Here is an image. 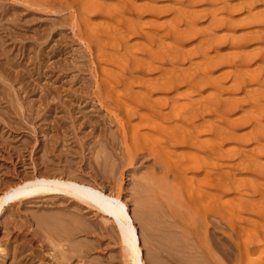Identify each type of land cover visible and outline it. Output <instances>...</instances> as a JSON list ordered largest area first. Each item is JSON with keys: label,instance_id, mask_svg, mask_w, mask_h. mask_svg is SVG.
I'll use <instances>...</instances> for the list:
<instances>
[{"label": "rangeland", "instance_id": "1", "mask_svg": "<svg viewBox=\"0 0 264 264\" xmlns=\"http://www.w3.org/2000/svg\"><path fill=\"white\" fill-rule=\"evenodd\" d=\"M133 1H135L138 6ZM144 1L147 3V5L148 4L149 5L147 6L146 3H144ZM153 1H154V4H155V2H157L155 5L158 6L157 7L158 9L161 10L165 7L166 10L163 9L164 12L161 11L160 13H159V10H158V12H154L155 10L157 11V8L154 7ZM174 1H175V4L172 0H142V2H141V0L140 1L139 0H132V1L131 0H103V1L102 0H100V1H98V0H0V187L2 188L3 184L5 182L7 183L8 181L13 182L16 185L21 184L22 182L21 181L19 182V179H21L23 177H31L34 173L37 172V170H39V171L50 170L51 172H55V173H56L55 169H57L59 171L61 170L63 172L65 171L64 173H66L70 170L72 175L73 174H74V176L75 175L77 176V174L80 175V178L84 180L85 187H88L91 190L102 189L104 192L106 191V193H113L116 195H117V193H119L121 199L126 203L127 212L129 213V216L131 217V219L134 222V225L136 226L137 235L139 237V243H140V246H141L142 252H143V259H144L146 264H159V263L160 264H164V263H166V264L167 263L168 264H184V263L185 264H195V261H196V264H208V262L210 264L212 261L213 262L211 264H226V263L227 264H237L239 262L238 248L240 247V246H238L239 245L238 243H240V245H241L247 239L249 241L246 240L245 242H246V244H248V247L251 248L250 246L252 244H254L255 241L254 242L252 241V238H251L252 234L250 235L249 232L253 233L252 237L254 238V234L256 235V232L258 233V231H260L259 233H262L264 231L263 230L264 227L262 229V226H264V214H262V213H264V212H262V211H264L263 210L264 209V183H262V182H264V134H263L264 133V130H263L264 124L262 123V122H264V119H263L264 118V115H263L264 110L262 112L257 111V110H260V108H257V107H261L258 104H261L260 102H262V100H263L262 103H264V98H262V97H264V94L262 97H260V98L258 97V94H261V92L264 93V87L262 86V90H261V88L260 89L257 88V87H261L260 86L261 84L259 85L258 81H260V83H262L261 81L264 80V78L261 80V78L264 76L263 75L264 74V65H263L264 63H261L262 61L264 62V59H263L264 58V51H263L264 48L259 47L262 45L261 43L264 42L263 40H261L262 38L264 39V32H263L264 28H262V27H264V11L262 12V10H264V8H263L264 2H262V0H260L261 2H257L258 0H255V4L254 3L249 4L250 1L247 0L249 2L248 4L251 5V6H248L246 0H245L246 5L243 4V3H245V2H243L244 0L243 1L241 0V3L243 5L241 3L238 4V0H233V1L229 0L230 1V2L228 1L229 4L230 3L235 4L234 2H236V4H237L236 6L231 7L233 10L232 12L230 11L231 8L228 9L230 11L229 12L226 10V7L228 8V6H230L231 4L228 5L227 4L228 2L225 0H220V2H219V0H216L219 3L218 4L219 6H217V7L216 6L214 7V5H216V3H217L216 1L214 2V0H209V4H208V2H206L208 0H206V1L205 0L204 1L195 0L196 3L195 2L192 3V1H194V0H192V1L188 0V2L185 0L184 1L179 0L180 2L178 0H174ZM177 1L180 3V5H178L176 7V5L179 4ZM198 1H202V2L198 3ZM222 1H224L223 4H222ZM253 1L254 0H251V2H253ZM189 2L192 3L191 5L194 7V8L192 7L193 9L191 8V6L189 8V4H190ZM158 3H162V4H158ZM163 3H165V4H163ZM166 3H167V6H166ZM168 3H169V6H172V7H169ZM205 3H207V6H209V7L213 6V7L212 8L208 7L209 8L208 9L206 7ZM220 3L223 7V10L221 8ZM126 4H127V6H126ZM240 4L243 7L240 6ZM140 5L145 6V7H143L144 9H141V7H139ZM150 5H153L154 8L151 7ZM162 5H164V7ZM128 6L131 9L130 8L128 9ZM146 6H147V8L150 7L154 11L150 12L149 9L146 10L145 9ZM179 6H181V7L179 8ZM237 6H240V9H237L235 12V9H233V8H237ZM244 6H246L245 7L246 9L244 8ZM252 6L254 7L253 10H252ZM45 7H46V9H45ZM100 7L103 8L102 11L105 12V14L103 12L101 13V11L98 10V9H101ZM134 7H136L135 10H134ZM195 7H198V8H195ZM200 7L201 8L203 7L205 10L202 9L201 11H199V13H196L195 11L197 10V12H198V9H200ZM218 7H220L219 8L220 10L217 9ZM241 7H242V10H241ZM247 7H249L250 10H247ZM184 8H185V11H183ZM214 8H216L218 11L216 9L212 10ZM259 8H260L262 13H260V11H258ZM190 9H191V11H189ZM210 9H211V11H210ZM254 9L257 10L261 15H259L258 12L256 13V15H254V12H253V11H255ZM187 10H188V13L191 12L190 14L196 13L199 15L197 16L195 14L196 17H194V14H192L191 17L193 16V18H192V20L191 19L189 20V18H190V17H188L189 14H187V17L185 16L186 15L185 14L184 16L186 18H188V22H187V20L184 18V16H182L183 12L186 13ZM247 11H249V12L247 13ZM173 12H174V14H172ZM220 12H221V14H220ZM250 12L254 15L255 19L253 18V15ZM213 13L214 14L217 13L216 16L218 14H220L221 19H217V17L215 15L212 16ZM244 13H247L248 15L250 13L252 15L251 21H253V20L254 21L252 23H251V21H248L247 17L250 18L251 15L248 16L247 14H244ZM209 14L212 16L211 21L209 20V19H211L210 18L211 16ZM225 14L231 15L230 18L234 19L233 20L234 22H232V20L229 18V16L225 17V19H224L223 17L225 16ZM82 15H84V16H82ZM86 15H88L89 17H87ZM171 15H172V17H171ZM178 15H179V17H178ZM241 15H243L242 19H244V16H246V18L244 19L245 21L242 20L244 22V24L241 21V18H239L240 20H237L239 16L241 17ZM85 16L87 18L83 19V17H85ZM232 16H233V18H232ZM260 16H262V17H260ZM167 17H168V19H167ZM213 17L216 21L217 20H220V21H218V23L215 22L213 20ZM218 17H219V15H218ZM258 17L262 18V22L260 21V19H258ZM160 18L162 19V21ZM222 18L224 20H222ZM86 19L87 20L89 19L88 22L92 23V24L89 25ZM226 19H228V21L230 20L229 21L230 24ZM256 19L258 20L257 23L260 22L259 24L255 23ZM235 20H236L237 25H239V26H236ZM83 21H86L87 24H86V22H83ZM169 21H170V23L172 22V24H171L172 26L174 24L173 28L170 25ZM212 21L216 24H212ZM222 21H224V23ZM94 22L97 24L96 25L93 24ZM192 22H193V24H192ZM209 22L211 23L210 26H212V27L214 26L213 29H212V27L209 26V24H208ZM146 23H148V24H146ZM220 23H222L221 24L222 26L220 25ZM247 23L250 25H248ZM98 24H100V26L103 29H107L109 32L103 31ZM101 24L102 25L105 24V25L102 26ZM141 24H142V26H140ZM144 24H145V26H144ZM204 24H206V25H204ZM223 24H226V25H223ZM137 25H139L141 28H139V26H137ZM207 25H208V27H210L211 31L207 30V29H209L208 27H207V29L205 27V30H204V26H207ZM230 25H233L235 27L233 28ZM241 25H243V26H241ZM257 25H259V26L261 25V26L258 27ZM97 26H99V27H97ZM224 26H226L227 29H225ZM255 26H256V28H254ZM93 27L96 28V30L97 29L99 30V28H100V30L97 32ZM174 27H175V29H174ZM178 27H180V28H178ZM198 27H199V29H198ZM244 27H246V28L248 27V28L246 29ZM257 27L260 28L258 32H260V30H261V33H259L260 34L259 36H258V32H257V30H258ZM89 28H91V29H89ZM185 28L187 29V32H188V30H191L190 32H188L189 34L186 33ZM229 28H231V31H230L231 34L228 31V30H230ZM232 28L235 30V33L233 32L234 30H232ZM93 29H94V31H93ZM140 29H144L145 32L143 30H140ZM222 29L223 30L225 29L227 32L223 31ZM239 29L243 31V32L241 31L242 34L239 33V31H240ZM84 30L87 32H85ZM88 30L89 31L92 30L91 33L96 32V34L93 33L94 37H92L93 36L92 34H91L92 36H89L90 33H89V35L86 34L89 32ZM101 30L104 32V34H99V32ZM148 30H150V31L148 32ZM173 30H175V31H173ZM178 30H180V31H178ZM244 30L246 32H244ZM249 30H251V31H249ZM102 31H101V33H103ZM151 31H154L153 34ZM194 31L197 33H195ZM212 31H214L215 33L214 32L212 33ZM248 31L252 34L250 35V33H248ZM105 32H108V35L112 34V32H113V34L108 36ZM136 32L139 33V35ZM184 32L186 34H184ZM223 32H224V35H223ZM146 33H150V35H152V36H150L149 34L147 35ZM180 33L181 34L183 33L185 36L183 34H182L183 36H181ZM210 33L212 35V36L211 35L210 36L213 38H211L209 36ZM220 33H222V36ZM227 33H229V34H227ZM247 33L249 34V37H248L249 39L247 38V36H248ZM253 33L255 35L257 34V36H258L257 39H255V41H252V40H254V37H255V35ZM98 34H99V36H96ZM120 34H122V35L119 36ZM204 34L205 35L208 34L209 38H206L207 36H205ZM219 34H220V39H222V41L220 39H219L220 41L218 39H217V41H216V39H214V38L218 37L217 35H219ZM262 34H263V37L260 39ZM146 35L149 37V39H148V37H145ZM232 35L233 36L235 35L237 38L235 37L236 38L235 39ZM240 35H241V37H240ZM203 36H205V37H203ZM225 36L228 39L226 38L225 43H224L223 39H225ZM198 37L201 39H198ZM222 37H224V38H222ZM179 38L183 41H180ZM204 38H206V39L204 40ZM230 38H232V39H230ZM242 38H245V39H242ZM134 39H135V41H134ZM152 39H154V40H152ZM178 39L180 42L179 44L177 43ZM208 39L209 40L211 39L210 42H212V44H209L210 42ZM131 40H133V41H131ZM236 40L238 41V43H236ZM200 41H203L205 44L207 43L206 45L202 44L203 47L207 48V46L209 45L208 51L210 53L212 52V50L215 49L216 51L214 50L213 52L215 54H216V52H218V54L221 53V56L223 55L222 57H224V58H219L220 60L217 61L218 60V57H217L218 54H216V55L214 54L217 57V58H215V56L212 55L213 52L211 53V55L209 54V52L203 53V51H207V49L205 48L206 50L205 49L203 50V47L201 45L202 42H200ZM250 41H252V42H250ZM127 42H128V44H127ZM221 42L223 44H221ZM232 42L234 44H237V45L234 46ZM111 43H112V45H111ZM215 43L217 46L215 45V47H214L213 45ZM231 43H232V45H231ZM246 43H248V44H246ZM253 44L254 45L259 44V46L258 45L257 46H258V48H260V50L257 48V46H253ZM163 45H164V47H163ZM241 45L242 46L245 45V47L243 48ZM135 46H136V48H134ZM147 46H149V47H147ZM160 46H162L163 48H160ZM168 46H170V49H168ZM177 46L178 47L182 46L180 48L183 50V53H182V50L179 49ZM185 46H187V48ZM188 46H190V48H188ZM237 46H239V47L237 48ZM150 47H151V50H149ZM183 47H184V49H183ZM199 47H202V48H200V49H202V52H200V50H198ZM252 47L253 48L255 47L258 49V50L255 49L257 51L254 50V52H256L259 55H256L254 57L252 55L247 56V55L252 54V53H250L251 51H253ZM152 48H153V53H152ZM231 48L233 50H236V48L237 49L240 48L239 50H237V52L239 54H237L236 51H234L235 53L233 54V51ZM242 48L244 51L242 50ZM249 48L250 49L252 48V49L249 51V53L247 52V54H245V56H244L243 53H245L246 50H249ZM107 49L111 52H108ZM134 49H137V51ZM174 49L178 51L179 56L177 55L178 54L177 51L174 53V51H175ZM188 49H189V51H187ZM226 49L228 51H230L229 54H228ZM133 50H134V52H133ZM154 50L156 52H157V50L158 51L161 50V53L158 52L157 53L158 55H157L154 52ZM168 50H169V52L170 51L171 52H170V55L166 56V54H169ZM217 50H220V52ZM142 51H145V52H142ZM147 52L149 54H152V55L153 54L157 55V58L159 55H161L159 57L160 59H155L154 61H152V59H154L156 56L153 55L154 58L153 57L150 58L152 55L149 56V54ZM108 53H111V55L109 54L110 56L108 55L109 58L111 59V61H110V59H106V56ZM205 53H206L207 57L204 55ZM172 54L176 55L175 60L177 59V57H179V58L181 57V60L178 58V60H180V62L177 60L174 61V57L171 59L170 56H173ZM187 54L191 59L187 58L188 57ZM207 54H209L212 57L211 62L213 61V58H215L216 60H214V62L220 63V64L218 63V67H216L217 64L215 65V63H212L213 65L212 64L208 65V61H210L211 57H208ZM225 54L227 56H225ZM99 55H101V56H99ZM116 55H117V57L119 55L120 57H118V58H120L122 61L118 60V58H116ZM146 55H147L148 59L144 57ZM238 55L240 57H237ZM253 55H255V54L253 53ZM108 56H107V58H108ZM162 56H163L164 62H162ZM182 56H185L184 59H186V60L182 61ZM246 56L249 58L253 57L254 59L252 58L249 61L248 58L245 59ZM141 57H144V59ZM166 57H168V58H166ZM228 57H229V59H228ZM260 57H263V58H261L262 61L260 60ZM112 58H114V61L116 60L118 62L115 61L116 63L115 62L112 63ZM149 58L151 59V63H150V61L147 62V60H149ZM202 58H204L203 59V60H205L204 62H206L208 65L206 68L203 67L205 64L204 62H203V64L199 62V61H203V60H201ZM206 58H209V59H206ZM241 58H242V60H241ZM168 59L171 61V63H170V61L169 62L167 61ZM195 59H198V60L200 59V60L198 61ZM232 59H234L235 61H237L239 59V61L242 62L240 69L242 66H244L243 61H244V63H245V61L246 62L249 61L248 63L251 62L250 64H247L248 65L247 68L245 67L246 65L244 66V68H246V70H251L250 73H253L252 71L257 72L256 70H253L255 68L251 69V66L253 65L252 62H254V64L257 63V64H255L256 65L255 67H256V69H257V67L258 68L261 67L262 68L260 70L261 73H259V71H258L257 74L256 73L250 74V77L253 78V79H251L249 77V75L248 76L244 75L246 70L243 67H242L243 69H241V70H245V71H243L244 73H242L239 70L238 66L240 65L239 64L240 62L239 61L237 62L238 65L236 64V66H237L236 67L235 66L236 62L234 61V65H233V61H231ZM136 60H137L138 64H137ZM165 60L167 63L165 62ZM222 60H224L225 62L224 61L220 62ZM108 61L111 63H108ZM229 61L232 65L229 63ZM91 62H93V63H91ZM140 62L142 63V65ZM152 62L154 63V65ZM161 62L164 64H162ZM172 62H174L173 64H175L174 65L175 67L174 66L171 67V65H173ZM177 62H179V63L177 64ZM143 63H145L146 65H147V63H150V64L148 66H146ZM161 64L167 68L165 69V67L161 66ZM176 64H177V66H176ZM261 64H262V66H260ZM103 65H104V67H103ZM143 65H145V66L143 67ZM151 65H153V66H151ZM158 65L161 67H159ZM182 65L184 67H180ZM190 65H192L191 70L189 69ZM193 65L195 66V68L193 67ZM210 65L213 66V68H211ZM227 65H229V68ZM99 66H101V68L103 67L102 68L103 73L101 72V69L99 68ZM138 66H140V67H138ZM154 66H155V69L158 67L159 68L157 70L154 69V71H153ZM200 66H202V68ZM205 66H206V64H205ZM222 66H224V68ZM230 66H231V68H230ZM136 67H138L141 71H139V69ZM171 68H172V72H173L172 75H170ZM186 68H188L189 70L188 69L186 70ZM204 68L207 71L209 70L208 72H211L210 75L212 73L214 74V76L212 74V77H210V79H214L213 80L214 82L210 79H207L206 74L208 76H210V75L208 74V72L205 74L206 70ZM105 69H106V72H104ZM130 69L133 72H130ZM163 69H165V72L167 71L166 74L168 76L166 74H164V71H161ZM210 69H211V71H210ZM219 69H222L221 70L222 73ZM226 69H228V70H226ZM233 69H234V71L236 69H238V72L240 73V74L237 73L238 76H240L242 73V76L247 78V82L248 81L249 82L247 83L245 80L243 82V80L240 79L236 75V73H234L236 76L234 74L232 75ZM178 70H179V72H178ZM182 70H184L185 73ZM257 70H259V69H257ZM227 71H229V72L227 73ZM160 72H161V74L163 73V75L159 74V76H162V78L161 77L159 78V76H158L159 79H156L155 76L158 75V73H160ZM247 72H246V74H248ZM104 73L107 74L108 76H106ZM130 73H132V74H130ZM258 73H259V76H258ZM144 74H145V76H143ZM173 74H176V78H177L176 80L174 79L175 76H173ZM217 74H220V75L222 74V75L220 77V75H217ZM254 74H256V75H254ZM102 75H105V76H102ZM147 75H149V76H147ZM189 75H191V76H189ZM200 75L202 76V78H199ZM231 75L234 76L233 78H235V77L239 78L238 79L239 82H237L238 80L236 78H235V81L233 79L231 80L230 79L232 77ZM252 75L254 77L258 76L257 78H255L257 81H255V79ZM114 76L116 78H118V77L119 78L113 84L112 82H114V80H115ZM131 76H133L132 81H131ZM172 76L174 79V80L171 79L172 81H174L173 85L171 84L172 82L170 81V78H172ZM177 76H180V77H177ZM195 76H197V79H194ZM204 76H205V79H203ZM242 76H240V77H242ZM94 77H95V79H94ZM105 77L106 78L109 77L108 81L110 79L111 80L110 83L106 82L107 80ZM126 77L129 78L130 80L129 79L127 80ZM136 77H139V80L134 81L133 79L136 80L137 79ZM152 77H154V82L156 83V87L157 86L160 87L159 89L161 92L159 91V89L157 90L155 88V85L153 86V84H155V83H153V81H152L153 79H151ZM192 77H193L194 81H193ZM214 77H216V78H214ZM218 77H220V78H218ZM248 77H249V79L253 80V82H250V80H248ZM144 78L146 79V81ZM148 78L150 80H148ZM102 79H103V82L106 83V86L102 82ZM119 79H121L120 82H119ZM124 79H125V81L126 80L127 81L125 82ZM140 79L142 81L141 83H139ZM187 79H189L191 81H189ZM156 80H157V82H156ZM164 80L168 81L167 83L169 85L166 84V82ZM197 80L199 83V85H198L199 87L201 86L200 85L201 81L204 82L205 80H207L208 83L206 81H205L206 84L201 83V84H203L202 85L203 88L202 87L199 88L197 86ZM215 80L218 83L215 82ZM117 81H118V84L115 85L117 83ZM130 81H131V85L134 86V84H135L134 87L130 85L131 86L130 89H133V88L136 89V90H133V92L131 91L132 92L131 94H133L132 96L129 95L130 89L128 88L129 89L128 91L126 89L129 85L128 83ZM143 81L147 83V84L144 83L146 88H144L145 86L142 85ZM169 81H170V83H169ZM191 82L192 83L196 82V84L195 83L192 84V87L195 88L197 86L196 89H198L199 92L196 93L195 92L196 89L194 91V88L191 87ZM209 82H211V83H209ZM240 82H242L243 84ZM95 83H97V85ZM107 83H108V85H107ZM159 83H161V85L163 87ZM164 83L168 86L163 85ZM220 83L222 84V86L220 85ZM255 83L256 84L258 83L259 86L258 85L256 86ZM151 84L153 87L151 86ZM211 84L217 86V87L214 86L215 88H217V92L214 91L215 88ZM236 84H239V86L241 88H239V86H237ZM241 84L243 85V87L241 86ZM262 84L264 85V83H262ZM111 85H112V87H113V85H115L116 88L119 86L118 87L119 89L118 88L114 89V87L112 88ZM120 85H122V87H120ZM138 85L142 86L141 88H143V89H141L140 86L138 87ZM149 85L151 87H149ZM174 85H177V86H174ZM204 85H206V86L208 85V87H210V86L211 87L209 89H208V87L204 88L205 87ZM235 85H236V87H235ZM100 86H102V87H100ZM107 86H110V88L109 87H108V89L105 88ZM185 86H186V88H185ZM218 86H219V89H218ZM229 86H231L230 87L231 89H233L234 87L236 89L229 91L230 90V88L228 89ZM254 86H256V87H254ZM167 87H168V89H167ZM190 87L193 89V91H194L193 93L190 92L191 91ZM220 87L222 88L221 90H220ZM122 88H125L127 93H126L125 89L123 92ZM137 88H139L138 89L140 91L139 94L137 93V92H139V91H137ZM147 88L150 90V92H148V93H146ZM152 88H154L155 90ZM224 88H226V89H224ZM244 88L251 90V92H248L247 89H245V92L247 91L248 93L246 92L247 94L241 95V93L242 94L245 93ZM249 88H251V89H249ZM111 89H112V91H111ZM257 89L259 91H257ZM109 90L112 93H109L110 92ZM209 90H210V92H209ZM222 90H224V91H222ZM254 90L256 93L254 92V94H253L252 91H254ZM134 91H136L137 94ZM141 91H143V92L145 91V92L143 93ZM202 92L204 93V96H205L204 99L205 98L206 99L211 98L213 100V102H212V100L210 99V102H211L210 105L211 106L214 102H216V98H214V96H216V94H217L216 97L220 101L218 103L216 102L215 104H213V105H217V106H213V108H212L209 104L207 105V103H209V102H206V99L204 100L202 98L203 96H200V98H199L198 97L199 95H201V94L203 95ZM218 92H221L222 94H220V93L218 94ZM224 92H226V93H224ZM249 93L250 94L252 93L253 96L255 95L258 98L257 97L255 98L252 96L253 101L250 100V97L252 94L250 95ZM127 94L129 96L135 98V99L131 100L130 99L131 97H129ZM190 94H192L193 97L195 96V98H197L199 100V102L198 101L195 102V103H197L196 105L193 104L194 101L191 99L192 96ZM197 94H199V95L197 96ZM157 95H160L161 97L163 96V98L165 99V102H164L163 98H161L160 96H157ZM176 95H178V96H176ZM206 95H208V96H206ZM212 95H213V97H212ZM219 95H222L224 97H220ZM230 95L232 97L235 96V98L238 97L237 99H239V100L237 101V99H235L234 102L232 101L233 103H237V105L235 104L236 107L232 108L233 111H231L229 113V111L232 110V109H229L230 108L229 102H231V101L229 100L230 98L229 99L227 98V100L229 101L227 103V106H229V107H225L226 101H227L225 98L231 97ZM155 96L158 99L160 98L158 100L159 102L156 100L157 98ZM245 96L247 97V99H249V102L250 103L253 102L254 105L251 104V106H249L250 103L248 101H246L245 103L241 102ZM145 97H147V98L149 97L148 101L151 102V100H152V103L155 105L161 104L159 106L156 105L157 108L161 107L160 109H163V111L164 110H166V112L170 111V114H168V115L169 116L174 115L173 116L174 118L171 117L173 119H177L175 117V114L177 117L179 116V114H177L178 111L179 112L181 111L180 115L184 114L182 112H185L184 115H186V113H188V111H191L189 107L192 108L193 105H195L194 106L195 109L194 108L193 109L196 112L198 109V105L203 104L201 99H203V101L206 103L203 105L210 106V108H209L210 112L207 111L208 109L207 110L203 109V111L206 110L207 112L205 111L206 112L205 113V112H203V111L201 112L199 110L200 113L197 111L198 113L196 112V114L197 115L199 114L198 116L201 118V119H199L200 121L203 118L209 119L211 122L207 119L206 120L203 119V120H205V122H207L209 124V127H210V123L214 124V126H213L214 129L212 126H211L212 128L210 127V129L211 130L213 129L215 133L213 132V130H212L213 133L212 132H206L207 134L201 133V135H199V138L202 137V141H205L207 138H210L211 136H212V138L214 137L215 142L212 141V143L216 146V149L222 145L221 146V147H223V149H221L222 154L224 155V153L225 154L228 153V155H229L228 158L229 157L230 158L229 159L226 158L227 156H224L225 158H223V156L221 154H219L220 156H222V158L220 159V156L218 158V155L214 156L215 155L214 154L212 156V158H213L212 160L214 163H213V165H211L210 169L207 170L205 168L207 171L205 169H203V170H196L195 169L193 171V173L196 176L195 177L196 179L194 178L195 181L200 177L207 176L208 175L207 172L212 173V171H213V173L216 172V174H217L220 172L223 173V169L225 171L223 173V176L222 175L219 176V174L216 175V176L221 177L220 182L223 183V185L222 186L218 185V187H220V188H216L217 186L216 187L213 186L218 191L221 190L223 192L221 195L219 194L221 191L218 192V194H217L218 196H216L217 190L211 189V187H212L211 185L215 184V182L219 178V177L214 176L215 174H213L214 181L211 180V179H213V176L211 173L207 177V178H211V176H212V178L210 179L211 182L209 181V184H211L213 182L210 185L209 190H205L206 192L203 191L204 189H203L202 185L200 184L199 187L203 193V198H204L203 200H201L202 198L199 200L200 202H199L198 206H199V208L201 207L200 209L198 208L197 204L193 203V206L191 208H190V205L186 204L185 197L188 196L189 195L188 193L191 192V191L188 192V190L191 189L195 192L194 186H196V185L198 186L199 183L198 184L193 183V185H191L193 187L188 185V184H190L189 182L188 183L186 182L187 184L185 183V180H184L185 177L183 175V171H186L185 168L187 167V165H185L183 162L187 161L188 158H189V161H187V162H189V163L191 161H193V162L197 161L196 159H198V158H199L198 160H200L204 157V156L202 157V155H204L203 154L204 152L201 149L199 150L200 152L195 149L194 153L190 154L189 152H192L194 149V148H190V146H183L182 147V145H174V146L172 145L173 148L171 146H169L170 148H167V149H165L166 146H163V145H166V138H165L166 133L165 132L167 130L168 131L170 130L169 129V125L171 124L170 122H172V124H171L172 127H173V124L178 125V123H179L181 128H182V129L181 128L180 129L182 131H184L185 133L190 131L188 129L192 130L193 126L191 127V125H190L191 123L190 122L188 123V121L187 122L185 121L186 116H183L184 120H182V121L177 120L178 123H176L177 122L176 120L175 121H169V122H168V120H164L165 118L163 117V115H162V117L160 116L161 119L159 118V116H156V115H155L156 117L153 116L151 119L150 118L151 113H149L150 111L149 110L146 111V109H144L145 105H144V107L141 106L143 103H139V105H138V102L144 100ZM139 98H140V100H139ZM153 98L155 101H157V103L154 102ZM189 98L193 101V102L191 101V103L193 105L190 103L191 106H189V103H188V102H190V100H187ZM195 98H194V100H197ZM232 99L233 98H231V100ZM137 100H139V101H137ZM160 100H161V102H160ZM173 100H174L175 105H174V103L172 104ZM184 100L185 101L187 100L188 102L186 101V104H184V102H185ZM221 100H226V101H221ZM244 100H246V99H244ZM258 100H260V101H258ZM177 101H178V103H179V101H182V104H184L183 108H182L183 111L180 110L181 108L179 107L181 104L177 103L178 105H176ZM207 101H209V100H207ZM235 101H237V102H235ZM126 102H130L131 106L129 104H126ZM132 102H133V104H131ZM134 102H136L137 105ZM142 102H144V101H142ZM165 103L168 105L169 108L167 107V105H165ZM169 103L171 104V107L174 105L173 111L171 110L172 108L170 107ZM223 103H225V104L223 105ZM240 103H241V105H240ZM255 103H257V105ZM219 104H221L220 107H219ZM238 104L240 105V107ZM125 105L128 106L127 109L129 107L133 108L135 106L137 108V106H138L139 108H137V109L136 108H133V109L129 108V111L131 109V111L134 110V112L137 111V113L134 114L133 111H132V113H131V111L129 112L125 108L126 107ZM176 106H178L179 108L178 109L176 108V110H175ZM231 106L233 107L234 104H232ZM254 106H256L257 109L254 108ZM262 106H264V104ZM141 107H143V108H141ZM147 107H148V105H146V108ZM181 107H182V105H181ZM185 107H188V108L184 109ZM262 108H264V107H261V110H262ZM124 109H126V110H124ZM148 109H149V107H148ZM215 109L216 110L217 109L218 110L223 109L222 111H220L221 113H223V115H220L219 111H218V113L215 112L216 111ZM249 109H251V112ZM253 109H255L254 112H253ZM211 110H212V113L215 114L214 117H213L214 114L210 115V114H212ZM225 110H226V112H225ZM242 111H244V112H242ZM256 111L258 112L259 115H260V113H263V114H261L262 118H261V116L259 117L257 114H254L255 118L252 117L253 113H256ZM127 112H128V114L131 113L134 116H133V119L131 121L129 120L130 123H132V122L133 123L130 125V127L132 126L131 128L128 127V128H130L129 130L127 128L128 131L126 130L127 133H126V136H125L126 139H125V138H123V134H121L122 131L119 128V127H121V126H119L120 125L119 120L122 121V119L126 118V116H128V115H126ZM145 112H147L149 114V116H147L148 114ZM171 112H174V114ZM245 112H247V115L245 114ZM191 113L194 114V112H191ZM250 113L252 114V116H250L251 115ZM136 114H140V115H138L140 118L138 116L135 117ZM207 114H209L210 116ZM216 114H217L218 118H220V116H222L223 119L222 118L218 119ZM224 114H226L227 116ZM244 115H246L245 116L246 118L244 117ZM122 116H123V118H122ZM141 116H143V118ZM239 116H240V118H239ZM241 116L244 119H242ZM187 117H190V114ZM251 118H254V119L251 120ZM142 119H144V120L146 119L145 122L142 121L141 123H138ZM162 119L164 121H161ZM159 120H160V122H159ZM222 120H224L223 121L224 123L222 122ZM227 120H229V121L227 122ZM244 120H246V121H244ZM253 120L254 121L256 120L255 125H258L257 122H259V124H260V120L262 121L261 125L256 126L259 128L258 132H257V129H255L256 127L253 126L254 125ZM134 122H136L135 123L136 125L134 124ZM162 122H163V124H162ZM185 122L187 123V125ZM117 123H118V125H117ZM158 123L160 126H157ZM160 123L162 124V126ZM149 126H153V127H151L152 129L150 128L151 130L148 128V130L151 134L150 135L148 134L147 137L145 136L146 137L145 141L143 139L144 142L139 141L136 143L135 138L138 139L140 132L141 133L143 131L147 132L148 130H146L147 129L146 127H149ZM171 126H170V128H171ZM178 126H175L173 128H175L177 131L179 130L178 132H181V130L179 128H177ZM141 127H144L145 130H144V128H141ZM187 127H188V129H187ZM252 127H254V129ZM116 128L119 132L116 130ZM134 130H136V131H134ZM185 130H187V131H185ZM217 130H219V131L221 130V131L219 132ZM137 132H139V133H137ZM184 132H182V133H184ZM216 132H218V134ZM222 132H224V133H222ZM179 134H181V133H179ZM205 135L208 137H204ZM220 135H221V137H220ZM154 136H156L155 137L156 139L153 138ZM167 136H168V134H167ZM203 138H205V140ZM219 138L220 139L222 138V139L219 141ZM122 139L124 141H122ZM140 139H142V138L140 137ZM223 139H224V141H222ZM164 140H165V142H164ZM199 140H201V139H199ZM210 140H211V138H210ZM202 141H199V142H202ZM151 143H153L154 145ZM253 143H255L256 145L255 144L253 145ZM217 144L218 145L220 144V145L218 146ZM215 146H213V147H215ZM235 146L237 149L235 148ZM186 147L188 150H186ZM224 148L226 150L223 152ZM261 148H262V150H261ZM182 149L184 151H186L187 154L190 155V156H188V158H186L187 156H186L185 152L183 153ZM128 150H129V152H128ZM178 150L181 151L182 155L179 153L180 151L178 152ZM257 150L260 152H258ZM219 151H216V152L221 153ZM195 154L199 155L201 158L199 156L196 157L197 155H195ZM178 156H180V157L178 158ZM181 157H182V159H181ZM216 157L218 159H220L219 162L221 160H223V162H225V164L222 163V161H221V163L226 166L225 167L222 165L225 168L222 167V171H219V172L217 170H219V169L221 170V167L219 168V166H221V165H219L217 163L218 160H217V162H215ZM160 158H161V160H160ZM256 158H258V159H256ZM225 159H227L229 161H224ZM235 159L236 160L238 159V161H236ZM43 160H44V162H43ZM173 161H175V162H173ZM181 161H182L183 165L181 164ZM187 162H185V163L187 164ZM245 162H247V163H245ZM178 163H180V164H178ZM189 163H188V165H189ZM227 163H229V164H227ZM241 163H243V166H240V165H242ZM250 163L252 165H255L254 169H256V167L258 166L257 167L258 170L256 169V171H254V172L249 171L250 169L252 170V168H253L252 166H249V165H251ZM257 163H259V164H257ZM173 164H176V167H173V166H175ZM217 165H219V166H217ZM227 165H230V166L227 167ZM234 165H236V166H234ZM260 165L262 166V168ZM44 166H46V167H44ZM213 166L218 167L219 169H214ZM246 166H249V169L244 168ZM177 167L182 168V169L184 168V170L180 171L181 169L178 170V169H176ZM174 168H175V171H177V170L180 171V173H182V175L179 174L178 171L176 172L178 175L175 173L173 174V172H175V171H173ZM226 169L228 171H226ZM209 170H211V171L209 172ZM234 171H235V173H234ZM257 171H258V174L255 173ZM260 172H261V174H260ZM57 173H59V172L57 171ZM224 174H226V175H224ZM158 175H161V176H158ZM233 175H235V176H233ZM175 176L176 177L180 176L181 179H180V177H179V179H177ZM251 176H253V177H251ZM149 177H152L153 180H150L151 178H149ZM154 177H155V180H154ZM222 177L226 178L227 181H226V179L224 180V178H222ZM29 179L32 180V178H29ZM258 179H259V182H258ZM181 180H182V183H184V184H180ZM223 180L226 182V184L223 182ZM186 181H189V180H186ZM249 182H253V183H249ZM260 182H261V184H260ZM156 183H158V184H156ZM257 183H258V185H257ZM155 184L160 185V186H164L165 190H162V189H164L163 187L159 188L158 186H155ZM185 184L187 185L186 187H184ZM218 184H219V182H218ZM215 185H217V184H215ZM256 185L258 187H261V188H262L261 185H263V188H262L263 191H260L261 188L260 189L258 188L256 190L253 189L254 192L252 193L251 187L253 186L252 188H254V187L257 188ZM223 186H226V188L221 189V187L224 188ZM151 187L152 188L154 187L153 189L154 190L156 189V190L155 191L153 190V191L155 193L159 192V195L153 193ZM145 188H146V190H145ZM195 188H198V187H195ZM236 188H238V190H236ZM184 189H187V194L185 193ZM147 190H149L150 192H148ZM213 190H215V191H213ZM162 192H163V196L161 197ZM208 192H213V195H215V196H212V194H210ZM242 192H244V193L242 194ZM257 192L260 194H258ZM261 192H262V194H261ZM144 193H145V195H144ZM152 193L159 197V202L161 201V198H162L163 202L161 201L159 204H157L158 198L155 197L156 198V201H155V198L153 199V196H155V195L150 197ZM206 193H207V195L208 194L209 195L207 196ZM195 194H196V192H195ZM237 194H239V195H237ZM244 194H246V195H244ZM175 195H176V197H175ZM210 196H212L211 197L212 199L210 198ZM221 196H224V197L226 196L225 198H228L229 200L225 199L224 197H221ZM244 196H246V198ZM213 197H215L216 200ZM27 198H31V201H29L28 203H23V204L17 203L14 205H10L9 207H5V205H4L5 208H4L3 214L1 216L2 218L0 219V225H1L0 226V244L2 246L6 247L7 250L9 249L11 256H13L12 255V248H14V246H15L18 249L17 250L18 254L16 253L17 257L15 255L14 259H10L11 257L9 255V261H7L8 259L5 261L6 264H9V262L12 260L14 261L13 262L14 264H57V263L63 264L62 262L59 263L58 261H55L56 259H53V257L51 256V254H53V253H55L56 255L58 254V251H57L58 249L56 250L54 247H52L51 242H53L54 240H55L54 241L55 243H59V242L62 243L63 248L66 247L65 249H67V251H70V252L65 251V254H68V255L71 254V252L73 250L71 251L70 248L72 246L74 248L75 247L77 248L75 250H80V251H77L75 253L76 255L78 254V256H79V254H82V255H80V258L76 257V255H75L76 258L75 257L70 258V260H68L66 262V264H73V263L79 264L83 260H84L83 262H85V263H81V264H95V263L96 264H123L124 263V261H123V254H124L123 242H122V237L118 232L117 224L113 220L112 216L108 215L107 213H105L101 209H99L94 201L90 200L92 205H89V204L82 202V201L74 198L73 196L65 193L64 191H51V192L41 193V194H31L29 196H26L24 199H27ZM221 198L222 199L224 198V200H222ZM173 199H174V201H173ZM221 200L224 202V204ZM142 201H144V202H142ZM150 201H151V203H150ZM154 201H155V204H154ZM216 202L218 203L219 207L217 206ZM147 203H148V205L144 206V204H147ZM165 203L166 204L168 203V204L166 205ZM219 203H220V205H219ZM68 204L72 205L70 207L75 206L76 208L80 209L82 214L81 215L78 214V216L82 217V219H84V220H82L80 218L81 221H80V219H79V221L81 223L83 222V224H82L83 227L86 226L84 228L85 231H82L78 234H74V236L72 235V237L67 236V235H69L68 234L69 232H73V228L75 226L73 228H71L72 229L71 230L70 227L72 225H70L69 223L72 224L73 221H71V222H69V221L73 220V217H74V221H76V222H73V225H75L74 223H76V225L79 224L78 226H80L81 224H80V222H78V219L75 218V214L73 216L71 215L72 212H71V214L66 215L65 209L69 207ZM160 204H161V206H160ZM222 204L225 206L223 207ZM154 205L155 206L157 205V207H160V208H156L158 210H156L155 208H151V206L155 207ZM169 206H170L172 211H170V209L167 208ZM187 206H189V207H187ZM141 207H142V210H141ZM206 207H208V208H206ZM261 207H263V208H261ZM61 208L64 209V213H65L64 215H66V217L69 216V219L67 217V219H68L67 223H66L67 219L65 218V216H61V212L63 213ZM152 209H153V211H152ZM160 209H163L164 211H168L170 218L173 216L174 217L176 216V217L173 219L172 218L169 219L168 215H164L166 212L163 213L162 212L163 210L160 212ZM179 209L181 210V213L179 212ZM46 210H47V212H46ZM52 210L53 211L57 210V211L53 212ZM66 210H68V209H66ZM50 211H52L53 214H52V212L50 214ZM254 212H256V213H254ZM44 213H45V215H43ZM55 213H57V214H55ZM73 213H75V212H73ZM149 214H150V216H149ZM154 214L157 215V217ZM161 214L164 215V218H162L163 215L159 216ZM175 214H177V215H175ZM41 215H43V216L48 215V217L47 216L43 217L45 219L47 218L46 220L41 219V217H40ZM57 215L59 217L60 216L64 217L65 219L60 220L59 222H58V220L57 221L55 220V222H54V219H56V217H58ZM142 215H144V217ZM50 216H52V217H50ZM54 216H56V217H54ZM78 216L76 215L77 218H79ZM154 216H155V218H154ZM158 216L161 219H159V220L157 219L158 220L157 221L156 218H158ZM165 216H168V218ZM190 216H192V217H190ZM38 217L43 222L47 221L46 225H44L45 222L44 223L41 222L42 226H44V227H46V226L48 228L54 227V224H56V225L58 224L61 226L62 223H64V224L66 223V225L68 227L69 226L70 227H69V229H67L68 227H65L66 226L65 225L63 227V229L62 228L60 229V227L58 228V226H57V228L54 227L55 229H58V230H55L52 228H49L48 230L41 229L40 228L41 226L37 222ZM49 217L53 218V221L48 219ZM147 218H149V219H147ZM152 218L155 219L154 220L155 224L152 223L153 221H150V219H152ZM145 220H146V222L148 220V222H150V223L147 225ZM160 220H162L163 223H161L162 221H160ZM164 220H167L169 222L171 221V223L166 222ZM2 221H4V222H2ZM48 221H50V222L52 221L53 222V223L51 222L52 225L50 222L48 224ZM86 221H87V223H86ZM159 221H160V223H159ZM156 222L158 223V225H156L157 224ZM166 223H168V224H166ZM150 224H154V226L153 225L151 226ZM163 224H164V226H163ZM170 224H171V226H170ZM172 224H173V226H172ZM3 225L5 228L2 227ZM167 225L169 228L172 229V230L170 229V233H168L169 228L167 227ZM155 226H156V228H160V229L158 230V229L154 228ZM90 227H91V229H90ZM176 227L178 229H176ZM257 227H258V229H255ZM162 228H164V230L167 229L166 233ZM84 229H82V230H84ZM173 229H175V231H173ZM254 229L256 232L254 231ZM52 230H55V231H53V234L47 233L48 231L52 232ZM88 230H90V231H88ZM162 230H163V232H162ZM186 230L190 233V235L188 234V232ZM204 230H205V233H203ZM149 231H151V232H149ZM160 231H161V233H160ZM184 231H185L186 235H189V237H186V239H185L186 235L184 234ZM194 231H197V233ZM172 232H174V233H172ZM58 233L59 234L61 233L60 236ZM148 233H151L149 235V237H147ZM159 233L161 234V236H162V233L163 234L165 233L164 234L165 236L163 235L164 238L167 236L166 234H168L169 236L171 234H173V235H171L170 238H168L169 236H167V238L163 239V236L159 237L160 236ZM47 234H49V236L50 235L52 236V237H50L52 241L49 240L50 238H49V236H47ZM155 234H157V235H155ZM203 234L206 235L205 241L206 242L208 241L207 245L205 242V246H206L205 248H204V245L203 246L201 245V244H204L202 242L204 240V238H202V237H204L205 235H203ZM246 234H249V235H246ZM245 235L249 236V237H246ZM172 236H174V237H172ZM242 236H243V239H242ZM47 237L49 239H47ZM158 237H159V239H157ZM187 238H189V239H187ZM250 238H251V240H250ZM151 239H152V241H151ZM166 239L170 240V242L169 241L167 242ZM191 239H192V241H191ZM199 239H200V242H202V243H198ZM241 239L243 240L242 242H241ZM164 240H166V242ZM237 240H239L238 243H236ZM158 241L159 242L162 241V242H160L161 244ZM172 241L175 242L176 244L175 243L173 244ZM182 241H184V242H182ZM245 242L243 244H245ZM262 242L264 243V241H262ZM189 243H191V244H189ZM164 244H166L165 245L166 247L164 246ZM167 244H169L168 246L170 247V249H167V252L169 250H171V251H169V253H166V249H165V248H169L167 246ZM249 244H251V245H249ZM12 245H14V246L12 247ZM48 245H49V247H48ZM162 245L164 246V248ZM183 245H185V246H183ZM198 245L200 248H198ZM200 245L202 246V249L204 252L202 251ZM158 246L160 248L162 247L161 248L162 250ZM179 246H180V248H179ZM195 246H197V247H195ZM224 247H226V249L228 248L229 250L228 249L226 250ZM79 248H81V249H79ZM147 248H149L150 250ZM157 248H159L161 251ZM220 248H222V249L220 250ZM14 249L16 250V248H14ZM152 249H154V251ZM208 249H210V250H208ZM223 249H225V250H223ZM263 249H264V245L259 250L260 259H262L263 254H264ZM81 250H83V252ZM52 251H54V252H52ZM145 251L146 252L148 251L147 252L148 254L150 253L149 256L147 253H145ZM172 251H174V252H172ZM175 251L177 252V254ZM181 251L182 252L184 251V252L182 253ZM189 251H190V253H189ZM196 251H199V252H197L198 254L196 253ZM200 251H202V252L200 253ZM211 251H213V252H211ZM226 251L230 252V254L227 253ZM50 252H52V253H50ZM225 252L227 255L225 254ZM236 252H237V255H236ZM260 252H262V253H260ZM172 253H173V255H172ZM188 253H189V256H188ZM194 253H195V255H194ZM199 253H200V255H199ZM203 253L205 254L203 256L204 258L203 257L201 258ZM72 254H73V252H72ZM179 254H181V255H179ZM206 254H208V255L206 256ZM146 255L148 257H146ZM153 255L155 257H157V255L159 257H162V258L164 257V259L157 257L159 260L158 261L155 257L152 258ZM167 255H169L170 257ZM191 255H193L192 258H191ZM81 256H82L83 260H82ZM183 256H185L184 257L185 261L183 260ZM197 256H199V258ZM205 256H206V258L209 257L207 259L208 262L204 260ZM225 256H227V257H225ZM188 257H190V258H188ZM229 257L232 258L231 261H230ZM77 258H78V260L81 259V261L78 262ZM149 258H150V261H151V258L153 260L154 259H156V260L154 262H152V261L150 262L149 260H147ZM21 259H22V263H21ZM160 259H161V261H160ZM176 259L177 260L179 259L180 261L179 260L176 261ZM197 259H202V262H201V260L199 261ZM163 260H165L166 262ZM223 260H224V262L225 261L226 262L224 263ZM167 261H169V262H167ZM91 262H93V263H91ZM240 263H241V261H240ZM0 264H3V263H0ZM10 264H11V262H10Z\"/></svg>", "mask_w": 264, "mask_h": 264}, {"label": "bare ground", "instance_id": "2", "mask_svg": "<svg viewBox=\"0 0 264 264\" xmlns=\"http://www.w3.org/2000/svg\"><path fill=\"white\" fill-rule=\"evenodd\" d=\"M98 1H100V0H98ZM102 1H103V0H102ZM131 1H132V0H131ZM139 1H140V0H139ZM172 1H173L174 4H175V1H174V0H172ZM178 1H179V0H178ZM178 1H177V2H178ZM183 1H184V0H183ZM185 1L188 2V0H185ZM190 1H192V0H190ZM202 1H204V0H202ZM202 1H198V3L202 2ZM205 1H206V0H205ZM215 1H216V0H214V2H215ZM225 1L228 2L229 0H225ZM232 1H233V0H232ZM239 1H240V2H239ZM242 1H243V0H242ZM246 1H247V0H246ZM249 1H250V3L247 1V4H248V3H249V4H251V3H252V4H253V3L255 4V0H254L253 2H251V0H249ZM128 2H129V1H128ZM133 2L136 3L135 1H133ZM141 2H142V0H141ZM141 2H140V3H141ZM150 2H151V1H150ZM179 2H180V1H179ZM179 2H178V3H179ZM194 2H195V0L192 1V3H194ZM206 2H208V4H209V0L206 1ZM211 2H212V1H211ZM216 2H217V3H216V5H214V7H215V6H216V7L219 6V5H218V4H219L218 1H216ZM219 2H220V0H219ZM223 2H224V1H222V4H223ZM227 2H226V3H227ZM229 2H230V1H229ZM229 2L227 3L228 5L231 4V3L229 4ZM243 2H245V0H244ZM257 2H261V1L258 0ZM262 2H264V0H262ZM131 3H132V2H131ZM134 3H133V4H134ZM144 3H146V2L144 1ZM156 3H157V2H155V4H156ZM189 3H190V4H189ZM189 3H188V4H189V8H190V6H191V8H192V7H193V6L191 5L192 3H191V2H189ZM195 3H196V2H195ZM234 3H235V4H231L230 6L227 5L228 8L226 7V10L229 11L228 9H230L232 6L234 7V6L237 5L236 2H234ZM239 3H241V0H238V4H239ZM155 4H154V1H153V5H154V7L157 8L158 6H156ZM158 4H162V3H158ZM163 4H165V3H163ZM172 4H173V3H172ZM201 4H202V3H201ZM205 4H206V7L208 8L209 6H207V3H205ZM241 4H242V3H241ZM241 4H240V6H242L243 4L246 5V2L243 3L242 5H241ZM249 4H248V6H251V5H249ZM136 5H137V3H136ZM146 5H147V3H146ZM148 5H149V4H148ZM148 5H147V6H148ZM153 5H150V6L153 7ZM178 5H180V3L177 4L176 7H177ZM210 5H211V4H210ZM220 5H221V3H220ZM261 5H262V4H261ZM126 6H127V4H126ZM137 6H138V5H137ZM147 6H146V8H145L146 10L149 9L150 12L154 11V10H152L150 7L147 8ZM160 6H161V5H160ZM162 6L164 7V5H162ZM166 6H167V3H166ZM168 6H169V3H168ZM182 6H183V5H182ZM200 6H201V5H200ZM203 6H204V5H203ZM240 6H237V8H233V9H235V12H236L237 9H240ZM139 7H141V9H144L143 7H145V6H141V5H140ZM154 7H153V8H154ZM169 7H172V6H169ZM180 7H181V6H179V8H180ZM210 7H211V6H210ZM210 7H209V8H210ZM212 7H213V6H212ZM212 7H211V8H212ZM242 7H243V6H242ZM242 7H241V10H242ZM245 7H246V6H244V8H245ZM100 8H101V7H100ZM129 8H130V7L128 6V9H129ZM135 8H136V7H134V10H135ZM156 8H155V9H156ZM159 8H160V7H159ZM161 8H162V7H161ZM166 8H167V7H166ZM185 8H186V7H185ZM185 8H184L183 11H185ZM187 8H188V7H187ZM189 8H188V9H189ZM193 8H194V7H193ZM193 8H192V9H193ZM195 8H198V7H195ZM207 8H206V9H207ZM209 8H208V9H209ZM219 8H220V7H218L217 9L220 10ZM221 8H222V10H223L222 5H221ZM253 8H254V7L252 6V10H253ZM255 8H256V7H255ZM263 8H264V7H263ZM45 9H46V7H45ZM130 9H131V8H130ZM139 9H140V8H139ZM163 9L166 10L165 7H164ZM163 9L160 10V9L157 8V11L155 10L154 12H158V10H159V13H160L161 11L164 12ZM171 9H172V8H171ZM177 9H178V8H177ZM202 9H204V8H203V7H202V8L200 7V9H198V12H197V10H196L195 12H196V13H199V11H201ZM215 9H216V8H214V9H212V10H215ZM217 9H216V10H217ZM245 9H246V8H245ZM49 10H50V9H49ZM51 10H52V9H51ZM98 10H100L101 13L103 12V11H102L103 8L98 9ZM115 10H116V9H115ZM146 10H145V11H146ZM169 10H170V9H169ZM204 10H205V9H204ZM218 10H217V11H218ZM247 10H250L249 7H247ZM254 10H255V9H254ZM120 11H121V10H120ZM140 11H141V10H140ZM140 11H139V12H140ZM179 11H180V10H179ZM179 11H178V12H179ZM183 11H182V12H183ZM189 11H191V9H190ZM210 11H211V9H210ZM217 11H216V12H217ZM230 11H231V12L233 11L232 8H231ZM230 11H229V12H230ZM239 11H240V10H239ZM244 11H245V10H244ZM255 11H256V12H255ZM255 11H253V12H254V15H256V13H257L258 11H260V13H262L264 10H262V12H261V10H260V8H259L258 11H257V10H255ZM118 12H119V11H118ZM192 12H193V11H192ZM203 12H204V11H203ZM212 12H213V11H212ZM248 12H249V11H247V13H248ZM101 13H100V14H101ZM103 13L105 14V12H103ZM120 13H121V12H120ZM190 13H191V12L188 13V10H187L186 13L183 12V15H182V16H184V15L186 14L185 16L187 17V14H189V15H190V16L188 15V17H190L189 20H190V19L192 20L193 16L191 17V15L194 14V13H192V14H190ZM196 13H195V14H196ZM200 13H201V12H200ZM223 13H224V12H223ZM225 13H226V12H225ZM247 13H244V14H247ZM250 13H251V12H250ZM250 13H249V15L252 14V13H251V14H250ZM258 13H259V12H258ZM260 13H259V15H261ZM161 14H162V13H161ZM172 14H174V12H173ZM195 14H194V17H196ZM216 14H217V13H216ZM216 14L213 13L212 16H214V15L216 16ZM220 14H221V12H220ZM220 14H218L219 17H218V15L216 16L217 19H221V18H220ZM196 15L198 16L199 14H196ZM209 15H210V14H209ZM239 15H240V14H239ZM247 15H248V14H247ZM249 15H248V16H249ZM252 15H253V14H252ZM252 15H251L250 18L247 17V20H248V21H251ZM254 15H253V18H254ZM82 16H84V15H82ZM86 16L89 17L88 15H86ZM86 16L83 17V19L87 18ZM101 16H102V15H101ZM124 16H125V15H124ZM180 16H181V15H180ZM185 16H184V18H185V19L187 20V22H188V18H186ZM210 16H211V15H210ZM212 16L210 17L211 19H209L210 21L212 20ZM223 16H224V15H223ZM227 16H229V18L231 17V15H229V14H228V15L225 14V16H224L223 18L225 19V17H227ZM242 16H243V15H241V17L239 16L238 19H237L236 17H235V18H236L237 20H240L239 18H241V21H242V20H244V19L246 18V16H244V19H242ZM145 17H146V16H145ZM171 17H172V15H171ZM176 17H177V16H176ZM178 17H179V15H178ZM216 17H215V18H216ZM221 17H222V16H221ZM260 17H262V16H260ZM260 17H258V19H260V21L262 22V18H260ZM147 18H148V17H147ZM151 18H152V17H151ZM223 18H222V20H224ZM229 18H228V19H229ZM232 18H233V16H232ZM128 19H129V18H128ZM149 19H150V18H149ZM152 19H153V18H152ZM160 19H161V18H160ZM167 19H168V17H167ZM194 19H195V18H194ZM199 19H200V18H199ZM228 19H226V20L228 21ZM230 19H231V18H230ZM254 19H255V18H254ZM86 20H87V19H86ZM88 20H89V19H88ZM88 20H87V22H88ZM136 20H137V19H136ZM158 20H159V19H158ZM213 20H214L215 22H217V23H218V21H220V20H217V21H216V20L214 19V17H213ZM231 20H232V22H234V21H233L234 19H231ZM145 21H146V20H145ZM159 21H160V20H159ZM161 21H162V19H161ZM161 21H160V22H161ZM229 21H230V20H229ZM229 21H228V22H229ZM244 21H245V20H244ZM248 21H247V22H248ZM253 21H254V20H253ZM253 21H251V23H252ZM83 22H86V21H83ZM83 22H82V23H83ZM87 22H86V24H87ZM90 22H91V21H90ZM92 22H93V21H92ZM134 22H135V21H134ZM187 22H186V23H187ZM222 22L224 23V21H222ZM232 22H231V23H232ZM242 22H243V21H242ZM257 22H258V20L256 19V22H255V23H257ZM101 23H102V22H101ZM169 23H170V21H169ZM235 23H236V20H235ZM248 23H249V22H248ZM248 23H247V24H248ZM259 23H260V22H259ZM259 23H257V24H259ZM88 24L90 25V24H92V23H89V22H88ZM93 24L96 25L97 23L94 22ZM139 24H140V23H139ZM146 24H148V23H146ZM171 24H172V22L170 23V25H171ZM187 24H188V23H187ZM192 24H193V22H192ZM208 24H209V26H210L211 23L209 22ZM212 24H216V23H214V22L212 21ZM221 24H222V23H220V25H221ZM229 24H230V22H229ZM243 24H244V22H243ZM247 24H246V25H247ZM253 24H254V23H253ZM253 24H252V25H253ZM98 25L100 26V24H98ZM101 25H102V24H101ZM103 25H105V24H103ZM103 25H102V26H103ZM107 25H108V24H107ZM170 25H169V26H170ZM189 25H190V24H189ZM204 25H206V24H204ZM223 25H226V24H223ZM248 25H250V24H248ZM248 25H247V26H248ZM84 26H85V25H84ZM99 26H97V27H99ZM137 26H139V25H137ZM140 26H142V24H141ZM140 26H139V28H141ZM144 26H145V24H144ZM146 26H147V25H146ZM171 26H172V25H171ZM173 26H174V24H173ZM173 26H172V28H173ZM177 26H178V25H177ZM182 26H183V25H182ZM182 26H181V27H182ZM191 26H192V25H191ZM196 26H197V25H196ZM221 26H222V25H221ZM230 26L233 27V28L235 27V26H233V25H230ZM236 26H239V25H237V23H236ZM241 26H243V25H241ZM244 26H245V25H244ZM257 26L260 27L261 25H260V26L257 25ZM205 27H206V29H207L208 25H207V26H204V30H205ZM210 27H212V26H210ZM210 27H208V28H209V29H207L208 31H211ZM213 27H214V26H213ZM213 27H212V29H213ZM224 27H225V29H227L226 26H224ZM258 27H257V28H258ZM93 28H94V27H93ZM100 28H101L103 31H108L107 29H103L101 26H100ZM100 28H99V30H100ZM176 28H177V27H176ZM178 28H180V27H178ZM183 28H184V27H183ZM186 28H187V27H186ZM186 28H185L186 33L189 34L188 32H190L191 30H188V32H187V29H186ZM189 28H190V27H189ZM195 28H196V27H195ZM200 28H201V27H200ZM233 28H232V30H234ZM244 28H246V27H244ZM244 28H243V29H244ZM247 28H248V27H247ZM247 28H246V29H247ZM250 28H251V27H250ZM254 28H256V26H255ZM262 28H264V27H262ZM84 29H85V28H84ZM89 29H91V28H89ZM94 29L96 30V28H94ZM94 29H93V31H94ZM164 29H165V28H164ZM174 29H175V27H174ZM198 29H199V27H198ZM201 29H202V28H201ZM225 29H224V30L222 29V30L225 31V32H227ZM229 29H230V30H228V31H229V33H230L231 28H229ZM240 29H241V28H240ZM240 29H239V30H240ZM259 29H260V28H258L257 32L259 31ZM99 30L97 29L96 31L98 32ZM102 30H101V31H102ZM140 30H143V31L145 32L144 29H140ZM176 30H177V29H176ZM239 30H238V31H239ZM251 30H252V29H251ZM251 30H249V31H251ZM263 30H264V29H263ZM263 30H262V31H263ZM84 31H85V30H84ZM88 31H89V30H88ZM101 31L99 32V34H104V32L102 31L103 33H101ZM149 31H150V30H148V32H149ZM173 31H175V30H173ZM178 31H180V30H178ZM241 31H242V30H240L239 33L242 34L243 31H242V32H241ZM249 31H248V33H250ZM85 32H87V31H85ZM91 32H92V30H90V31H89L88 33H86V34L89 35V33H90L89 36H92V35H93L92 37H94V34H96V32H93L94 34L91 33ZM108 32H109V31H108ZM108 32H105V33L108 35ZM151 32H152V34H153L154 31H151ZM171 32H172V31H171ZM176 32H177V31H176ZM194 32H195V31H194ZM205 32H206V31H205ZM213 32H214V31H212V33H213ZM219 32H220V31H219ZM221 32H222V31H221ZM233 32L235 33V30H234ZM233 32H232V33H233ZM244 32H246V31L244 30ZM252 32H253V31H252ZM263 32H264V31H263ZM136 33H137V32H136ZM172 33H173V32H172ZM186 33L184 32V34H186ZM195 33H197V32H195ZM207 33H208V32H207ZM214 33H215V32H214ZM229 33H227V34H229ZM248 33H247V34H248ZM259 33H261V30H260V32H258V36L260 35ZM91 34H92V35H91ZM99 34L96 35V36H99ZM112 34H113V32H112ZM112 34H109L108 36H110V35H112ZM131 34H132V33H131ZM133 34H134V33H133ZM137 34L139 35V33H137ZM146 34H147V35H148V34L150 35V33H146ZM174 34H175V33H174ZM182 34H183V33H182ZM182 34L180 33L181 36L184 35V34H183V35H182ZM190 34H191V33H190ZM198 34H199V33H198ZM220 34H221V36H222V33H220ZM220 34L217 35L219 38H218V37L214 38V39H216V41H217V39H218V40L220 39ZM230 34H231V33H230ZM251 34H252V33H250V35H251ZM253 34H254V33H253ZM107 35H106V36H107ZM121 35H122V34H120L119 36H121ZM129 35H130V34H129ZM147 35H146L145 37H148ZM204 35H205V34H204ZM210 35H211V33L209 34V36H210ZM223 35H224V32H223ZM243 35H244V34H243ZM254 35H255V34H254ZM108 36H107V37H108ZM150 36H152V35H150ZM156 36H157V35H156ZM184 36H185V35H184ZM205 36H207L206 38H209V37H208V34L205 35ZM205 36H203V37H205ZM211 36H212V35H211ZM211 36H210V37H211ZM226 36H227V35H226ZM226 36H225V39H223V40H224V43H225V40H226V38H227ZM229 36H230V35H229ZM232 36H233V35H232ZM238 36H239V35H238ZM258 36H257V34H256L255 37H254V40H252V41H255V39H257ZM129 37H130V36H129ZM203 37H202V38H203ZM230 37H231V36H230ZM233 37L235 38L236 36L234 35ZM240 37H241V35H240ZM248 37H249V34H248L247 38H248ZM262 37H263V34H262V36L260 37V39H261ZM115 38H116V37H115ZM159 38H160V37H159ZM206 38H204V40H205ZM211 38H213V37H211ZM222 38H224V37H222ZM234 38H233V39H234ZM236 38H237V37H236ZM236 38H235V39H236ZM245 38H246V37H245ZM245 38H242V39H245ZM247 38H246V39H247ZM125 39H126V38H125ZM148 39H149V37H148ZM154 39H155V38H154ZM154 39H152V40H154ZM179 39H180V38H179ZM179 39H178V41H177L178 44L180 43V42H179ZM184 39H185V38H184ZM198 39H201V38L198 37ZM227 39H228V38H227ZM230 39H232V38H230ZM230 39H229V40H230ZM248 39H249V38H248ZM258 39H259V38H258ZM208 40H209V39H208ZM220 40L222 41V39H220ZM220 40H219V41H220ZM261 40L264 41L263 38H262ZM131 41H133V40H131ZM134 41H135V39H134ZM163 41H164V40H163ZM180 41H183V40L180 39ZM210 41H211V39L209 40V42H210ZM219 41H218V42H219ZM234 41H235V40H234ZM243 41H244V40H243ZM252 41H250V42H252ZM112 42H113V41H112ZM139 42H140V41H139ZM166 42H167V41H166ZM200 42H202L201 45H202V44H205L203 41H200ZM261 42H262V41H261ZM132 43H133V42H132ZM167 43H168V42H167ZM232 43H233V42H232ZM232 43H231V45H232ZM236 43H238L237 40H236ZM240 43H241V42H240ZM243 43H244V42H243ZM255 43H256V42H255ZM257 43H258V42H257ZM263 43H264V42H263ZM263 43H261V44H262L261 46H259V44H255V45L253 44V46H257V45H258L259 47H261V48L263 47V48H264V44H263ZM127 44H128V42H127ZM158 44H159V43H158ZM158 44H157V45H158ZM170 44H171V43H170ZM178 44H177V45H178ZM199 44H200V43H199ZM206 44H207V43H206ZM206 44H205V45H206ZM209 44H212V42H210ZM221 44H223V43L221 42ZM246 44H248V43H246ZM111 45H112V43H111ZM173 45H174V44H173ZM215 45H216V43H215L213 46L215 47ZM233 45L236 46L237 44H234V43H233ZM178 46H179V45H178ZM178 46H177V47H178ZM208 46H209V45H208ZM208 46H207V48H206V47H203V45H202L203 50H204L205 48L207 49V51H203V53H204V52H209V51H208V49H209ZM210 46H211V45H210ZM216 46H217V45H216ZM241 46H242V45H241ZM258 46H257V48H258ZM147 47H149V46H147ZM147 47H146V48H147ZM163 47H164V45H163ZM163 47L160 46V48H163ZM180 47H182V46H180ZM180 47H178V48L181 49ZM185 47L187 48V46H185ZM202 47H199V48H198V50H200V52H202V49H200V48H202ZM238 47H239V46H237V48H238ZM242 47L244 48L245 45L242 46ZM250 47H251V46H250ZM134 48H136V46H135ZM188 48H190V46H188ZM210 48H211V47H210ZM212 48H213V47H212ZM237 48H236V50H233V49L231 48L232 51H233V54L235 53L234 51L237 52V50L240 49V48H239V49H237ZM243 48H242V50H243ZM247 48H248V47H247ZM252 48H253V47H252ZM252 48H251V49H252ZM257 48L254 47V48L252 49L253 51L250 52V53H252V54L247 55V56H251V55H252V56L254 57V56H256V55H259V54H257L256 52H254V50L257 49ZM148 49H149V48H148ZM166 49H167V48H166ZM168 49H170V46H168ZM175 49H176V48H175ZM175 49H174V50H175ZM183 49H184V47H183ZM193 49H194V48H193ZM206 49H205V50H206ZM213 49H214V48H213ZM216 49H217V48H216ZM251 49L249 48V50H246L245 53H243L244 56H245V54H247V52L249 53V51H250ZM258 49L260 50V48H258ZM258 49H257V50H258ZM107 50H108V49H107ZM134 50L137 51V49H134ZM134 50H133V52H134ZM149 50H151V47H150ZM171 50H172V49H171ZM181 50H182V49H181ZM214 50H215V49H214ZM214 50H212V52H213ZM226 50H227V49H226ZM226 50H225V51H226ZM257 50H255V51H257ZM131 51H132V50H131ZM164 51H165V50H164ZM176 51H177V50H175L174 53H175ZM187 51H189V49H188ZM192 51H193V50H192ZM192 51H191V52H192ZM215 51H216V50H215ZM217 51L220 52V50H217ZM243 51H244V50H243ZM263 51H264V50H263ZM108 52H111V51L108 50ZM142 52H145V51H142ZM154 52H155L156 54H157L158 52L161 53V50H160V51L157 50V52L154 50ZM168 52H169V50H168ZM168 52H167V53H168ZM170 52H171V51H170ZM170 52H169V54H166L165 52H164V53L166 54V56H168V55H170ZM172 52H173V51H172ZM212 52H211V53H212ZM227 52H228V54H229L230 51L227 50ZM259 52H260V51H259ZM147 53H148V52H147ZM147 53H146V54H147ZM152 53H153V48H152ZM177 53H178V51H177ZM180 53H181V52H180ZM182 53H183V50H182ZM182 53H181V54H182ZM184 53H185V52H184ZM211 53L209 52L210 55H211ZM253 53H254L255 55H253ZM109 54L111 55V53H108L107 56H108ZM132 54H133V53H132ZM148 54H149V53H148ZM148 54H147V55H148ZM209 54H207L208 57H211ZM214 54H215V53L213 52L212 55H214ZM216 54H218V52H216ZM216 54H215V55H216ZM219 54H220V55H219ZM219 54H218V56H217V57H218V60H217V61L220 60L219 58H224V57H222L223 55L221 56V53H219ZM223 54H224V53H223ZM237 54H239V53L237 52ZM261 54H262V53H261ZM110 55H109V56H110ZM113 55H114V54H113ZM144 55H145V54H144ZM147 55L144 56V57L148 59ZM150 55H152V54H149V56H150ZM153 55L156 56V57L154 58ZM153 55L150 57V58H152V57L154 58V59H152V61H154L155 59H160L159 57H160L161 55H159L158 58H157V55H158V54H157V55L153 54ZM172 55H173V56H170L171 59L174 57V61L177 60V61L180 62L181 57H180V58L177 57V59L175 60L176 55H174V54H172ZM177 55L179 56V53H178ZM182 55H183V54H182ZM204 55L206 56V53H205ZM215 55H214V56H215ZM235 55H236V54H235ZM99 56H101V55H99ZM107 56H106V59H110L109 56H108V58H107ZM187 56H188V54H187ZM191 56H192V55H191ZM201 56H202V55H201ZM219 56H220V57H219ZM225 56H227V55L225 54ZM247 56H246L245 59L248 58L249 61L253 58V57H252V58H249V57H247ZM260 56H261V55H260ZM95 57H96V56H95ZM118 57H120V56L118 55ZM118 57H117V55H116V58H118ZM144 57H141V58L144 59ZM184 57H185V56H182V61L186 60V59H184ZM206 57H207V56H206ZM217 57L215 56V58H217ZM237 57H240V56L238 55ZM242 57H243V56H242ZM133 58H134V57H133ZM150 58H149V60H147V62L150 61V63H151V59H150ZM164 58H165V57H164ZM166 58H168V57H166ZM178 58H179L180 60H178ZM187 58L191 59L189 56H188ZM215 58H213V61L211 62V59H212V57H211V58H210V61H208V65H209V64H212V63H215V65L217 64L216 67H218V63H219V62H214V60H216ZM233 58H234V57H233ZM261 58H263V57H260V60H261ZM104 59H105V58H104ZM137 59H138V58H137ZM169 59H170V58H169ZM169 59L167 60L168 62L170 61ZM203 59H204V58H202L201 60H203ZM206 59H209V58H206ZM228 59H229V57H228ZM243 59H244V58H243ZM253 59H254V58H253ZM263 59H264V58H263ZM118 60H121V59L118 58ZM145 60H146V59H145ZM195 60H198V59H195ZM199 60H200V59H199ZM199 60H198V61H199ZM241 60H242V58H241ZM257 60H258V59H257ZM102 61H103V60H102ZM110 61H111V59H110ZM115 61H116V60H115ZM115 61H114V58H112V63H114ZM121 61H122V60H121ZM204 61H205V60H203V61H199V62L203 64ZM206 61H207V60H206ZM223 61H224V60H222V61H220V62H223ZM231 61H233V65H234V61H235V60L232 59ZM238 61H239V59H238L237 61H235V62H236V63H235V66H236V64L238 65V63H237ZM249 61H248V62H249ZM261 61H262V60H261ZM106 62H107V61H106ZM116 62H118V61H116ZM116 62H115V63H116ZM136 62H137V60H136ZM162 62H164V61H163V56H162ZM162 62H161V63H162ZM165 62H166V60H165ZM179 62H177V64H178ZM210 62H211V63H210ZM224 62H225V61H224ZM227 62H228V61H227ZM239 62H240V61H239ZM248 62L245 61V63H246V64H245L244 61H243L244 66L246 65V66H245L246 68L248 67L247 64H250V63H251V62H250V63H248ZM91 63H93V62H91ZM108 63H111V62L108 61ZM140 63H141V62H140ZM150 63H147V65H146L145 63H143V64H145L146 66H148ZM152 63H153V62H152ZM166 63H167V62H166ZM170 63H171V61H170ZM173 63H174V62H172V64H173ZM175 63H176V62H175ZM196 63H197V62H196ZM204 63L206 64V66H205V64H204L203 67L206 68L208 65H207L206 62H204ZM229 63H230V61H229ZM241 63H242V62L239 63L240 65H239L238 67H239V70H240L242 73H244L243 71H245L246 68H244V66H242L245 70H241V69H243L242 67H241V69H240V66L242 65ZM252 63H253V65L251 66V69H252V68H255V69H253V70H256L257 72L259 71V73H261L260 70H261L262 68H261V67H259V68L257 67V69H259V70H257L256 67H255V66H256L255 64H257V63H255V64H254V62H252ZM261 63H264V62L262 61ZM137 64H138V62H137ZM162 64H164V63H162ZM162 64H161V66L165 67V66L162 65ZM177 64H176V66H177ZM191 64H192V63H191ZM219 64H220V63H219ZM230 64H231V63H230ZM100 65H101V64H100ZM139 65H140V64H139ZM141 65H142V63H141ZM145 65H143V67H144ZM153 65H154V63H153ZM153 65H151V66H153ZM170 65H171V64H170ZM174 65H175V64L171 65V67L174 66ZM194 65H195V64H194ZM194 65H193V67L195 68ZM212 65H213V64H212ZM231 65H232V64H231ZM263 65H264V64H263ZM158 66H159V65H158ZM161 66H159V67H161ZM185 66H186V65H185ZM191 66H192V65H190V67L188 66L190 70H191ZM198 66H199V65H198ZM210 66H211V65H210ZM227 66H228V68H229V65H227ZM260 66H262V64H261ZM103 67H104V65H103ZM103 67H102V68H103ZM138 67H140V66H138ZM138 67H136V68H138ZM159 67H158V68H159ZM163 67H162V68H163ZM174 67H175V66H174ZM174 67H173V68H174ZM180 67H184V66L182 65V66H180ZM200 67L202 68V66H200ZM222 67L224 68V66H222ZM236 67H237V66H236ZM99 68L101 69V72H102V68H101V66H99ZM158 68L155 69V66H154L153 71H154V69L157 70ZM162 68H161V69H162ZM166 68H167V67H165V69H166ZM168 68H169V67H168ZM197 68H198V67H197ZM201 68H200V69H201ZM205 68H204V69H205ZM211 68H213V66H211ZM219 68H220V67H219ZM223 68H222V69H223ZM226 68H227V67H226ZM230 68H231V66H230ZM106 69H107V68H106ZM106 69H105L104 72H106ZM132 69H133V68H132ZM138 69H139V68H138ZM138 69H137V70H138ZM165 69L161 70V71H164V74H166V72H167V71L165 72ZM169 69H170V68H169ZM174 69H175V68H174ZM181 69H182V68H181ZM181 69H180V70H181ZM183 69H184V68H183ZM187 69H188V68H186V70H187ZM189 69H188V70H189ZM214 69H215V68H214ZM222 69H219V70L221 71ZM234 69H235V68H234ZM234 69H233V73H232V75H233L234 73H236V75L238 76V74H240V73L238 72V69H236L237 71L235 70L236 72L234 71ZM103 70H104V69H103ZM133 70H134V69H133ZM135 70H136V69H135ZM167 70H168V69H167ZM175 70H176V69H175ZM195 70H196V69H195ZM205 70H206V69H205ZM226 70H228V69H226ZM139 71H141V70L139 69ZM139 71H138V72H139ZM146 71H147V70H146ZM182 71L184 72V70H182ZM203 71H204V70H203ZM208 71H209V70H208ZM208 71L206 70L205 74H206ZM210 71H211V69H210ZM215 71H216V70H215ZM215 71H214V72H215ZM229 71H230V70H229ZM229 71H227V73H228ZM247 71H248V72H247ZM130 72H133V71H131V69H130ZM174 72H175V71H174ZM178 72H179V70H178ZM183 72H182V73H183ZM218 72H219V71H218ZM246 72H247L248 74H246ZM250 72H251V70H246L245 73H244V75H245V76H246V75H247V76L249 75V77H250V74H253V73H256V74H257V72H254V71H252L253 73H250ZM102 73H103V72H102ZM172 73H173V72H172V68H171V73H170V75H172ZM175 73H176V72H175ZM184 73H185V72H184ZM186 73H187V72H186ZM210 73H211V72H208L209 75H210ZM221 73H222V71H221ZM237 73H238V74H237ZM242 73H241L240 76H242ZM259 73H258V76H259ZM104 74H105V73H104ZM130 74H132V73H130ZM159 74H160V75H163V73L161 74V72L158 73V75H156L157 77L155 76L156 79H159L160 77L162 78V76H159ZM212 74H213V73H212ZM212 74H211L210 76H208V75L206 74L207 79H210V77H212ZM256 74H254V75H256ZM97 75H98V74H97ZM105 75L108 76L107 74H105ZM105 75H102V76H105ZM133 75H134V74H133ZM166 75H167V74H166ZM184 75H185V74H184ZM191 75H192V74H191ZM191 75H189V76H191ZM215 75H216V74H215ZM217 75H220V74H217ZM221 75H222V74H221ZM221 75H220V77H221ZM225 75H226V74H225ZM227 75H228V74H227ZM232 75H231V76H232ZM234 75H235V74H234ZM236 75H235V76H236ZM263 75H264V74H263ZM263 75H262V76H263ZM125 76H126V75H125ZM134 76H135V75H134ZM143 76H145V74H144ZM147 76H149V75H147ZM158 76H159V78H158ZM167 76H168V75H167ZM173 76H175L174 79L176 80V79H177V78H176V74H173ZM173 76H172V78H170V81L172 82V83H171L172 85H173V82H174V81H172V80H174V79H173ZM187 76H188V75H187ZM193 76H194V75H193ZM200 76H201V75H200ZM200 76H199V78H202V76H201V77H200ZM213 76H214V74H213ZM240 76H238V77H239L240 79H242L243 82H244V80L247 82V78H245L244 76H242V77H240ZM252 76H253V75H252ZM258 76H257V77H258ZM262 76H261V77H262ZM114 77H115V76H114ZM122 77H123V76H122ZM127 77H128V76H127ZM127 77H126V79L128 80L129 78H127ZM132 77H133V76H131V81H132ZM139 77H140V76H139ZM139 77H136L137 79H136V80L133 79V80H134V81H137V80H139ZM169 77H170V76H169ZM177 77H180V76H177ZM220 77H218V78H220ZM225 77H226V76H225ZM233 77H234V76H232L230 79H231V80L233 79L234 81H235V78H236L237 80L239 79V78H237V77H235V78H233ZM249 77H248V80H250V82H253V80H251V79H253V78L250 77L251 79H249ZM253 77H254V76H253ZM257 77H254V79L257 78ZM103 78H104V77H103ZM105 78H106V77H105ZM108 78H109V77H108ZM108 78H106V80H107L106 82H109V83H110L111 80L109 79V81H108ZM118 78H119V77H118ZM118 78L115 77V78H114L115 80H114V82H112V83L114 84L115 81H116ZM134 78H135V77H134ZM199 78H198V79H199ZM214 78H216V77H214ZM218 78H217V79H218ZM243 78H244V79H243ZM263 78H264V76L261 78V80H262ZM94 79H95V77H94ZM144 79H145V78H144ZM144 79H143V80H144ZM151 79H153L152 81H153V83H155V82H154V77H152ZM168 79H169V78H168ZM168 79H167V80H168ZM171 79H172V80H171ZM178 79H179V78H178ZM190 79H191V78H190ZM192 79H193V77H192ZM192 79H191V80H192ZM194 79H197V76H195ZM194 79H193V81H194ZM203 79H205V76H204ZM122 80H123V79H122ZM127 80H126V81H127ZM129 80H130V79H129ZM148 80H150V79L148 78ZM165 80H166V79H165ZM165 80H164V81H165ZM187 80H189V79H187ZM191 80H189V81H191ZM210 80L213 81L214 79H210ZM218 80H219V79H218ZM221 80H222V79H221ZM242 80H241V81H242ZM95 81H96V80H95ZM120 81H121V79H119V82H120ZM124 81H125V79H124ZM126 81H125V82H126ZM131 81L128 83V84H129L128 87H127V88L125 87V88L127 89V91L131 88V86H133V85H131ZM145 81H146V79H145ZM162 81H163V80H162ZM170 81H169V83H170ZM177 81H178V80H177ZM200 81H201V80H200ZM205 81L207 82V80H205ZM205 81H204V82L201 81V82H200V85H201V86L199 87V86H198L199 83H198V80H197V86H198L199 88H201V87L203 88L202 85H203V84H206ZM208 81H209V80H208ZM219 81H220V80H219ZM255 81H257V80L255 79ZM263 81H264V80H262L261 82L264 83ZM102 82H103V79H102ZM141 82H142V81H141V79H140L139 83H141ZM156 82H157V80H156ZM158 82H159V81H158ZM165 82H166V84H168V83H167L168 81H165ZM213 82H214V81H213ZM215 82H217V81L215 80ZM237 82H239V80H238ZM248 82H249V81H248ZM248 82H247V83H248ZM258 82H259V85L261 84V85H260L261 87H257V88H259V89L261 88V90H262V86L264 87V85H263L262 83H260V81H258ZM103 83H104V82H103ZM133 83H134V82H133ZM133 83H132V84H133ZM144 83L147 84L146 82L143 81V84H142V85H144V86H145ZM194 83L196 84V82H194ZM194 83L191 82V87H192V84H194ZM201 83H203V84H201ZM207 83H208V82H207ZM209 83H211V82H209ZM217 83H218V82H217ZM217 83H216V84H217ZM240 83H242V82H240ZM95 84L97 85V83H95ZM99 84H100V83H99ZM104 84H105V86H106V83H104ZM117 84H118V81H117V83H116L115 85H117ZM122 84H123V83H122ZM126 84H127V83H126ZM159 84L161 85V83H159ZM166 84L164 83L163 85H166ZM242 84H243V83H242ZM242 84H241V86L243 87ZM107 85H108V83H107ZM115 85H113L114 89L116 88ZM130 85H131V86H130ZM136 85H137V84H136ZM154 85H155V88H156L157 90L160 88V87H158V86H157L158 88L156 87V83L153 84V86H154ZM168 85H169V84H168ZM168 85H166V86H168ZM208 85H209V84H208ZM208 85H207V86L204 85V86H205L204 88L208 87ZM211 85H213V84H211ZM218 85H219V84H218ZM220 85L222 86L221 83H220ZM236 85L239 86V84H236ZM236 85H235V87H236ZM247 85H248V84H247ZM255 85L257 86L258 83H257V84L255 83ZM259 85H258V86H259ZM134 86H135V84H134ZM134 86H133V87H134ZM139 86H140V85H138V87H139ZM151 86H152V84H151ZM151 86L149 85V87H151ZM153 86H152V87H153ZM161 86H162V85H161ZM174 86H177V85H174ZM174 86H173V87H174ZM197 86H196L195 88L192 87V88H194V91H195V89L197 88ZM214 86H216V85H213V87H214ZM224 86H225V85H224ZM224 86H223V87H224ZM231 86H232V85H231ZM231 86H229L228 89H229ZM251 86H252V85H251ZM256 86H254V87H256ZM100 87H102V86H100ZM100 87H99V88H100ZM108 87L110 88V86H107V87H105V88L108 89ZM111 87H112V85H111ZM113 87H112V88H113ZM118 87H119V86H118ZM118 87H117V88H118ZM120 87H122V85H120ZM141 87H142V86H140V88H141ZM147 87H148V86H147ZM162 87H163V86H162ZM191 87H190V88H191ZM210 87H211V86H210ZM210 87H208V89H209ZM216 87H217V86H216ZM235 87H234L233 89H236ZM246 87H247V86H246ZM97 88H98V87H97ZM117 88H116V89H117ZM125 88H122V89H123V90H122L123 92H124V89H125ZM128 88H129V89H128ZM144 88H146V86H145ZM165 88H166V87H165ZM185 88H186V86H185ZM192 88H191V91H190V92L193 93L194 91H193ZM214 88H215V87H214ZM237 88H238V87H237ZM239 88H241V87L239 86ZM101 89H102V88H101ZM118 89H119V88H118ZM126 89H125V91H126ZM138 89H139V88H137V91H139ZM141 89H143V88H141ZM147 89H148V88H147ZM147 89H146V93L150 92V90L148 89V90H149V91H148ZM152 89H154V88H152ZM152 89H151V90H152ZM161 89H162V88H161ZM167 89H168V87H167ZM211 89H212V88H211ZM215 89H216V90H215ZM215 89H214V91L217 92V88H215ZM218 89H219V86H218ZM221 89H222V88L220 87V90H221ZM224 89H226V88H224ZM233 89L230 88L229 91H231V90H233ZM245 89H247V88H244V92H245ZM249 89H251V88H249ZM60 90H61V89H60ZM73 90H74V89H73ZM97 90H98V89H97ZM133 90H136V89H135V88L130 89V91H129L130 93L128 92L129 95H131V96L133 95V94H131V93L133 92ZM154 90H155V89H154ZM157 90H156V91H157ZM206 90H207V89H206ZM255 90H256V89H255ZM255 90L252 91L253 94H254ZM98 91H99V90H98ZM109 91H110V90H109ZM111 91H112V89H111ZM111 91H110L109 93H112ZM114 91H115V90H114ZM117 91H118V90H117ZM127 91H126V93H127ZM131 91H132V92H131ZM159 91H160V89H159ZM186 91H187V90H186ZM203 91H204V90H203ZM222 91H224V90H222ZM227 91H228V90H227ZM247 91H248V92H251V90H248V89H247ZM247 91H246V92H247ZM257 91H259V90L257 89ZM77 92H78V91H77ZM82 92H83V91H82ZM134 92L136 93V91H134ZM141 92H143V91H141ZM144 92H145V91H144ZM144 92H143V93H144ZM160 92H161V91H160ZM164 92H165V91H164ZM164 92H163V93H164ZM195 92L197 93V92H199V90L196 89ZM209 92H210V90H209ZM242 92H243V91H242ZM246 92L243 93V94L241 93V95H245V94L248 93V92H247V93H246ZM121 93H122V92H121ZM135 93H134V94H135ZM137 93L139 94L140 91L137 92ZM137 93H136V94H137ZM151 93H152V92H151ZM154 93H155V92H154ZM157 93H158V92H157ZM184 93H185V92H184ZM202 93H203V92H202ZM219 93L222 94L221 92H218V94H219ZM224 93H226V92H224ZM252 93H251V94H252ZM255 93H256V92H255ZM119 94H120V93H119ZM124 94H125V93H124ZM155 94H156V93H155ZM199 94H200V93H199ZM199 94H197V96H198ZM249 94H250V93H249ZM251 94H250V95H251ZM253 94H252L251 97H250V100H252V101H253V97H255V98L257 97V96H255V95L253 96ZM263 94H264V93L261 92V94H258V97H259V98L262 97ZM121 95H122V94H121ZM127 95H128V94H127ZM129 95H128V96H129ZM150 95H151V94H150ZM153 95H154V94H153ZM164 95H165V94H164ZM190 95L192 96V94H190ZM225 95H226V94H225ZM250 95H249V96H250ZM131 96H129V97H131ZM134 96H135V95H134ZM141 96H142V95H141ZM157 96H160V95H157ZM176 96H178V95H176ZM191 96H190V97H191ZM200 96H203V97H202L203 99H204V97H205V96H204V93H203V95L201 94V95H199L198 97L200 98ZM206 96H208V95H206ZM216 96H217V94H216ZM216 96H214V98H216V102L218 103L220 100H218ZM219 96H220V97H224V96H222V95H219ZM230 96H231V95H230ZM233 96H234V95H233ZM237 96H238V95H237ZM252 96H253V97H252ZM135 97H136V96H135ZM155 97H156V96H155ZM160 97H161V96H160ZM165 97H166V96H165ZM212 97H213V95H212ZM240 97H241V96H240ZM242 97H243V96H242ZM258 97H257V98H258ZM62 98H63V97H62ZM64 98H65V97H64ZM156 98H157V97H156ZM161 98H163V96H162ZM168 98H169V97H168ZM194 98H195V96H194V97H193V96L191 97V99L194 101L193 104L196 105L197 103H195V102H196V101L199 102V100H198L197 98H195V99H197V100H194ZM227 98H228V99L230 98L229 100H230L231 102H232V101L234 102V100L237 99L238 97L235 98V96H234V97L231 96V97H226L225 99L227 100ZM231 98H233V99L231 100ZM262 98H264V97H262ZM130 99L132 100V99H135V98L131 97ZM159 99H160V98H159ZM159 99L157 98L156 100L158 101ZM163 99H164V98H163ZM191 99H190V98L187 99V100H190V102H188V101L186 100V101L189 103V106H191V104H192V103H191V101H192ZM203 99H201V100H202V103H203V104H206V103L203 101ZM205 99H206V98H205ZM205 99H204V100H205ZM210 99H211V98H210ZM210 99H208V98L206 99V102H209V103H207V105H208V104H209V105L211 104ZM244 99H246V100H244ZM123 100H124V99H123ZM139 100H140V98H139ZM139 100H137V101H139ZM148 100H149V97H148V98L145 97L144 100H142V101H144V102L140 101V102H138V105H139V103H143L142 105L140 104V105L143 106V107H144V105H145V108H144V109H146V111H147V110L150 111V112H149V111H148V112L151 113V114H150V116H151L150 118H151V119H152V117L155 116V115H156V116H159V118H160V116L162 117V115H163V117L165 118L164 120H168V122H169V121H175V120H176V121H177V120H179V121L181 120V121H182V120H184V119H183V118H184L183 116H186V117H187V116L190 114V117H187V118L185 117V121H186V122L188 121V123L190 122V123H191L190 125H191V127L193 126V129L191 130V129H188V127H187V129L190 130V131H188L189 133H188V132L185 133L184 131L181 130L182 128H181L180 124H179L178 121H177L176 123H178V125H179L180 127H179L178 125H175V124H173V127L178 126L177 128H179V129L181 128V129H180L181 132H178L179 130L177 131L175 128H173V127L171 126L172 122H170V123H171V124L169 125V129H170V130L168 131V130L166 129L169 133L165 130V131H166V132H165V133H166V136H167V134H168V136L166 137V136L164 135L165 138H166V145H163V146H166V148L164 147L165 149L170 148L169 146L172 147V145H173V146H174V145H182V147H183V146H190V148H194L192 152H189V151H188L190 154H193L194 151H195V149L198 150V151L201 149V150L204 152V153L202 152V153L204 154V155H202V157L204 156L202 159L198 160V159H199V158H198V159H196L197 161H194V162L190 160L191 162L189 163V162H187V161H189L188 156H190V155L187 154L186 151H184V150L182 149V150H183V153L185 152V154H186V156H187L186 158H188L187 161H185L186 159L184 160L185 162H187V164H186L185 162H183L185 165H187V167L185 168L186 171H183V175H184V177L186 178V179L184 178L185 183H186V182H187V183L189 182V183H190V184H188L189 186L193 185V183H194V184H195V183H197V184L199 183L198 186H197V185L194 186V190H195L196 194H195V192H194L193 190H191V189L188 190V192H190V191H191V192L188 193L189 195L185 197V201H186V204H187V205H190V208L193 206V203H194V204H197V206H198V205H199V202H200L199 200H200L201 198H202L201 200L204 199V198H203V193H202V191L200 190V187H199L200 184L202 185V187H203V189H204L203 191H205V190H209V189H210V185L213 183V182H212L211 184H209V181H210V182H211V180L214 181V176H216L217 174H219V176H221V175L223 176V173H224L225 171H224V169H223V173L220 172V173H217V174H216V172L213 173V171H212V173H211V172H210L211 170H209V172L212 174V176H213V174H215V175L213 176V179H211L212 176H211V178H207L208 175L210 174V173L207 172V174H208L207 176H204V175H203L204 177H200V178H198L196 181L194 180V178H195L196 176H195V174L193 173V171H194L195 169H196V170H203V169H205V168H206L207 170L210 169L211 165H213V163H214L213 160H212V159H213L212 156H213L214 154H215L214 156L218 155V158H219V156H220L219 154H221V155L223 156V158H225L224 156H227L226 158H228V156H229L228 153H226V154L224 153V155L222 154V151H221V149H223V147H221L222 145L216 149V146L212 143V141L215 140L214 137H213V138H214V139H213L212 136H211V137H210L211 140H210V138H207L206 140H205V138H203L205 141H202V137L199 138V135H201V133L204 134V133H206V132H212V130L214 129V127H213L214 124L210 123V127H211V126L213 127V129L211 130L210 127H209V124H208L207 122H205V120H206L207 118H203V119H205V120L202 119V120L200 121L199 119H201V118L198 116L199 114H198V115L196 114V112H197V111L199 112V110L202 112L203 109H206V110L208 109L207 111L210 112V111H209V108H210L211 105H210V106L203 105V104H202V105H198V109H197V111L195 112V110H194V109H195V108H194L195 105L192 104V105H193L192 108L188 106V107L190 108L191 111H188V113H186V115H184L185 112H182V113H184V114L181 113L182 115H180V112H181V111H180V112L178 111L177 114H179V116L177 117L176 114H175V117H176L177 119H173V118H174V117H173L174 115H172V116H169V115H168V114H170V111H167V112H166V110L163 111V109H160L161 107H160V108H159V107L157 108L156 105L159 106V105H161V104H156V105H155V104L152 103V100H151V102L148 101ZM153 100H154V98H153ZM201 100H200V101H201ZM207 100H209V101H207ZM211 100H212V99H211ZM217 100H218V101H217ZM226 100H221V101H226ZM238 100H239V99H237V101H238ZM240 100H241V99H240ZM254 100H255V99H254ZM128 101H129V100H128ZM134 101H135V100H134ZM157 101L154 100L155 103H157ZM171 101H172V100H171ZM184 101H185V100H184ZM186 101L184 102V104H186ZM193 101H192V102H193ZM237 101H235V102H237ZM246 101L249 102V99H247V97L245 96L241 102L245 103ZM258 101H260V100H258ZM130 102H131V101H130ZM130 102H126V104H129V105H130ZM158 102H159V101H158ZM160 102H161V100H160ZM164 102H165V99H164ZM167 102H168V101H167ZM180 102H181V103H180ZM212 102H213V100H212ZM216 102H214L213 104H215ZM228 102H229V101L227 100V101H226V106H225V107H229V106H230L229 109L235 108V107H236L235 104L237 105V103H233V102L231 103V102H229L230 105L228 104L229 106H227V103H228ZM262 102H263V100H262ZM262 102H260L261 104H258V105H260L261 107H264V106H262V105L264 104V103H262ZM134 103L137 105L136 102H134ZM173 103H174V100H173L172 104H173ZM177 103H178V101L176 102V105H178V104H181V105H182V107H181V105H180L179 107L181 108L180 110L183 111L182 108H183V105H184V104H182V101H179L178 104H177ZM190 103H191V104H190ZM200 103H201V102H200ZM249 103H250V102H249ZM249 103H248V104H249ZM258 103H259V102H258ZM131 104H133V102H132ZM169 104H170V103H169ZM213 104H212V106H211L212 108H213V106H217V105H213ZM224 104H225V103H223V105H224ZM232 104H234L233 107L231 106ZM248 104H247V105H248ZM251 104L254 105V103L252 102V103L249 104V106H251ZM255 104L257 105V103H255ZM146 105H148L149 109H148V107L146 108ZM162 105H163V104H162ZM165 105H167V104L165 103ZM174 105H175V103H174ZM174 105H173V106H174ZM220 105H221V104H219V107H220ZM238 105H239V104H238ZM240 105H241V103H240ZM240 105H239V107H240ZM125 106H126V105H125ZM130 106H131V105H130ZM133 106H134V105H133ZM163 106H164V105H163ZM173 106L171 107V104H170V107L172 108V109H171L172 111L174 110V109H173ZM200 106H201V107H200ZM242 106H243V105H242ZM127 107H128V106H126L125 108L127 109ZM143 107H141V108H143ZM167 107H168V105H167ZM167 107H166V108H167ZM179 107L176 106V107H175V110H176V108L178 109ZM188 107H185L184 109H186V108H188ZM244 107H245V106H244ZM261 107H257V108H260V110H261ZM129 108H132V107H129ZM129 108L127 109L128 111H129ZM133 108H136V106L133 107ZM133 108H132V109H133ZM137 108H139V107L137 106ZM137 108H136V109H137ZM163 108H164V107H163ZM168 108H169V107H168ZM193 108H194V109H193ZM196 108H197V107H196ZM212 108H211V109H212ZM215 108H216V107H215ZM252 108H253V107H252ZM254 108H256V106H254ZM257 108H256V109H257ZM106 109H107V108H106ZM126 109H124V110H126ZM192 109H193V110H192ZM226 109H227V108H226ZM108 110H109V109H108ZM124 110H123V111H124ZM206 110H205V111H206ZM215 110H216V109H215ZM222 110H223V109H222ZM222 110H218V109H217L215 112L218 113V111H219L220 115H223V113L220 112V111H222ZM247 110H248V109H247ZM249 110H250V112H251V109H249ZM260 110H257V111L262 112V111L264 110V108H262L261 111H260ZM112 111H113V110H112ZM130 111H131V109H130ZM130 111H129V112H130ZM132 111L134 112V110H132ZM132 111H131V113H132ZM184 111H185V110H184ZM205 111H203V112H205ZM207 111H206V112H207ZM213 111H214V110H213ZM231 111H233V109L230 110L229 113H230ZM254 111H255V109H253V112H254ZM257 111H256V113H253V112H252V113H253V116H252L251 113H250L251 115H250V114H249V115L255 118L254 114H257V115L260 117L261 114H263V113H260V115H259ZM125 112H126V111H125ZM174 112H175V111H174ZM174 112H171V113L174 114ZM186 112H187V111H186ZM189 112H190V113H189ZM191 112H194V114L191 113ZM198 112H197V113H198ZM206 112H205V113H206ZM225 112H226V110H225ZM242 112H244V111H242ZM247 112H248V111H247ZM247 112H245L246 115H247ZM263 112H264V111H263ZM111 113H112V112H111ZM121 113H122V112H121ZM131 113L128 114V112H127L126 115H128V116H126V118L122 119V121L119 120V121H120V125H119V126H121V127H119V128H120V130L122 131L121 134H123V138H125V136H126V133H127L126 130H127V128L130 127V125L133 123V122L130 123V121L133 119V116H134V115L131 114ZM135 113H137V111L134 112V114H135ZM142 113H143V112H142ZM145 113H147V112H145ZM199 113H200V112H199ZM211 113H212V110H211ZM140 114H141V113H140ZM140 114H136L135 117L138 116V115H140ZM143 114H144V113H143ZM147 114H148V113H147ZM213 114H214V113H212V114H210V115H213ZM226 114H227V113H226ZM226 114H224V115H226ZM124 115H125V114H124ZM200 115H201V114H200ZM207 115H209V114H207ZM210 115H209V116H210ZM228 115H229V114H228ZM246 115H244V117H245ZM263 115H264V114H263ZM147 116H149V114H148ZM156 116H155V117H156ZM214 116H215V114L213 115V117H214ZM216 116H217V114H216ZM226 116H227V115H226ZM138 117H139V116H138ZM141 117L143 118V116H141ZM171 117H173V118H171ZM213 117H212V118H213ZM122 118H123V116H122ZM139 118H140V117H139ZM139 118H138V119H139ZM157 118H158V117H157ZM159 118H158V119H159ZM215 118H216V117H215ZM217 118H218V116H217ZM221 118H222V116H220V118H218V119H221ZM226 118H227V117H226ZM231 118H232V117H231ZM239 118H240V116H239ZM241 118H242V116H241ZM245 118H246V117H245ZM249 118H250V117H249ZM254 118H251V120L254 119ZM256 118H257V117H256ZM261 118H262V116H261ZM147 119H148V118H147ZM160 119H161V118H160ZM222 119H223V118H222ZM229 119H230V118H229ZM242 119H244V118H242ZM263 119H264V118H263ZM263 119H262V120H263ZM129 120H130V121H129ZM145 120H146V119H145ZM145 120L142 119V120H140V122H138V123H141L142 121L145 122ZM164 120L162 119L161 121H164ZM207 120H209V119H207ZM239 120H240V119H239ZM246 120H247V119H246ZM246 120H244V121H246ZM257 120H258V119H257ZM147 121H148V120H147ZM209 121H210V120H209ZM223 121H224V120H222V122H223ZM228 121H229V120H227V122H228ZM247 121H248V120H247ZM249 121H250V120H249ZM255 121H256V120H255ZM255 121L253 120V122H254V125H253V126H254V127H256V126H258V125H261L262 123L264 124V122H262V121L260 120V124H259V122H257L258 125H255ZM148 122H149V121H148ZM159 122H160V120H159ZM183 122H184V121H183ZM186 122H185V123H186ZM210 122H211V121H210ZM242 122H243V121H242ZM261 122H262V123H261ZM135 123H136V122H134V124H135ZM150 123H151V122H150ZM185 123H184V124H185ZM223 123H224V122H223ZM244 123H245V122H244ZM145 124H146V123H145ZM147 124H148V123H147ZM151 124H152V123H151ZM160 124H161V123H160ZM162 124H163V122H162ZM162 124H161V126H162ZM164 124H165V123H164ZM181 124H182V123H181ZM117 125H118V123H117ZM135 125H136V124H135ZM143 125H144V124H143ZM148 125H149V124H148ZM174 125H175V126H174ZM186 125H187V123H186ZM248 125H249V124H248ZM157 126H160L159 123L157 124ZM170 126H171V128H170ZM222 126H223V125H222ZM249 126H250V125H249ZM131 127H132V126H131ZM131 127H130V128H131ZM144 127H145V126H144ZM144 127H141V128H144ZM151 127H153V126L146 127V128H147L146 130H148V128L150 129ZM191 127H190V128H191ZM212 127H211V128H212ZM217 127H218V126H217ZM217 127H216V128H217ZM224 127H225V126H224ZM254 127H252V128L254 129ZM259 127H260V126H259ZM117 128H118V127H117ZM117 128H116V130H117ZM130 128H128V130H129ZM136 128H137V127H136ZM216 128H215V129H216ZM260 128H261V127H260ZM133 129H134V128H133ZM137 129H138V128H137ZM151 129H152V128H151ZM151 129H150V130H151ZM219 129H220V128H219ZM226 129H227V128H226ZM255 129H257V132H258V129H259V128L256 127ZM128 130H127V131H128ZM138 130H139V129H138ZM138 130H137V131H138ZM144 130H145V128H144ZM183 130H184V129H183ZM263 130H264V128H263ZM117 131H118V130H117ZM134 131H136V130H134ZM142 131H143V130H142ZM185 131H187V130H185ZM215 131H216V130H215ZM217 131H219V130H217ZM220 131H221V130H220ZM220 131H219V132H220ZM230 131H231V130H230ZM118 132H119V131H118ZM182 132H184V133H182ZM213 132H214V130H213ZM213 132H212V133H213ZM238 132H239V131H238ZM244 132H245V131H244ZM255 132H256V131H255ZM137 133H139V132H137ZM163 133H164V132H163ZM165 133H164V134H165ZM179 133H181V134H179ZM214 133H215V132H214ZM216 133L218 134V132H216ZM222 133H224V132H222ZM222 133H221V134H222ZM148 134H149V135L151 134V133L149 132V130H148L147 132H146V131H145V132L143 131L142 133L140 132V133H139V137H138V139L135 138V142H136V143L139 142V141L142 142L143 139H144V141H145V138L148 136ZM206 134H207V133H206ZM263 134H264V133H263ZM119 135H120V134H119ZM137 135H138V134H137ZM208 135H209V134H208ZM212 135H213V134H212ZM120 136H121V135H120ZM145 136H146V137H145ZM158 136H159V135H158ZM222 136H223V135H222ZM253 136H254V135H253ZM133 137H134V136H133ZM140 137H141L142 139H140ZM151 137H152V136H151ZM155 137H156V136H154L153 138H155ZM204 137H208V136L205 135ZM220 137H221V135H220ZM254 137H255V136H254ZM120 138H121V137H120ZM125 139H126V138H125ZM131 139H132V138H131ZM155 139H156V138H155ZM199 139H201V140H199ZM212 139H213V140H212ZM221 139H222V138H221ZM221 139L219 138V141H220ZM162 140H163V139H162ZM122 141H124V140L122 139ZM144 141H143V142H144ZM199 141H202L203 143H202V142H199ZM222 141H224V139H223ZM135 142H134V143H135ZM146 142H147V141H146ZM150 142H151V141H150ZM164 142H165V140H164ZM214 142H215V141H214ZM262 142H263V141H262ZM211 143H212V144H211ZM217 143H218V142H217ZM223 143H224V142H223ZM151 144H153V143H151ZM221 144H222V143H221ZM254 144H255V143H253V145H254ZM153 145H154V144H153ZM217 145H218V144H217ZM219 145H220V144H219ZM219 145H218V146H219ZM255 145H256V144H255ZM257 145H258V144H257ZM213 146H215V147H213ZM134 148H135V147H134ZM172 148H173V147H172ZM188 148H189V147H188ZM235 148H236V146H235ZM240 148H241V147H240ZM244 148H245V147H244ZM250 148H251V147H250ZM128 149H129V148H128ZM227 149H228V148H227ZM236 149H237V148H236ZM245 149H246V148H245ZM258 149H259V148H258ZM129 150H130V149H129ZM129 150H128V152H129ZM163 150H164V149H163ZM173 150H174V149H173ZM180 150H181V149H180ZM180 150H178V152H179ZM186 150H188L187 147H186ZM219 150H220V151H219ZM225 150H226V149L224 148L223 152H224ZM241 150H242V149H241ZM250 150H251V149H250ZM261 150H262V148H261ZM151 151H152V150H151ZM174 151H175V150H174ZM216 151H219V152H221V153H217ZM231 151H232V150H231ZM244 151H245V150H244ZM257 151H258V150H257ZM176 152H177V151H176ZM196 152H197V151H196ZM199 152H200V151H199ZM215 152H216V153H215ZM258 152H260V151H258ZM179 153L181 154V151H180ZM244 153H245V152H244ZM166 154H167V153H166ZM197 154H198V153H197ZM197 154H195V155H197ZM200 154H201V153H200ZM170 155H171V154H170ZM181 155H182V154H181ZM127 156H128V155H127ZM167 156H168V155H167ZM198 156H199V155H197L196 157H198ZM222 156H220V159L222 158ZM233 156H234V155H233ZM131 157H132V156H131ZM179 157H180V156H178V158H179ZM182 157H183V156H182ZM182 157H181V159H182ZM192 157H193V156H192ZM199 157H200V156H199ZM172 158H173V157H172ZM200 158H201V157H200ZM218 158L216 157V161H215V162H217V160H218L217 163H218L219 165H221V166H219V165H217V166H219V168L221 167V170H220L218 167H215V166H216V165H215L216 163L214 164L215 166H213V168H214V169H219V170H217V171L219 172V171H222V167L225 166V165H224L225 162H223V160H221L222 163H224V164H222L221 161L219 162L220 159H218ZM229 158H230V157H229ZM229 158H228V159H229ZM241 158H242V157H241ZM256 159H258V158H256ZM39 160H40V159H39ZM160 160H161V158H160ZM171 160H172V159H171ZM174 160H175V159H174ZM235 160H236V159H235ZM235 160H234V161H235ZM262 160H263V159H262ZM37 161H38V160H37ZM131 161H132V160H131ZM224 161H229V160L225 159ZM236 161H238V159H237ZM255 161H256V160H255ZM43 162H44V160H43ZM161 162H162V161H161ZM173 162H175V161H173ZM256 162H257V161H256ZM258 162H259V161H258ZM183 163H182V161H181V164H182V165H183ZM188 163H189V165H188ZM220 163H221V164H220ZM229 163H230V162H229ZM229 163H227V164H229ZM243 163H244V162H243ZM243 163H241L242 165H240V166H243ZM245 163H247V162H245ZM248 163H249V162H248ZM44 164H45V163H44ZM160 164H161V163H160ZM178 164H180V163H178ZM250 164H251V163H250ZM255 164H256V163H255ZM257 164H259V163H257ZM260 164H261V163H260ZM170 165H171V164H170ZM173 165H175V166H173ZM173 165H172L173 167H176V164H173ZM222 165H223V166H222ZM248 165H249V164H248ZM179 166H180V165H179ZM228 166H230V165H227V167H228ZM234 166H236V165H234ZM249 166H252V167H253L252 170H251V169L249 170V171H253V172L256 171V169H257V167H258V166L256 165L257 167H256V169H254V168H255V165H252V164H251V165H249ZM249 166H246V167H244V168H246V169L248 168V169H249ZM260 166H261V165H260ZM42 167H43V166H42ZM44 167H46V166H44ZM225 167H226V166H225ZM225 167H223V168H225ZM60 168H61V167H60ZM171 168H172V167H171ZM244 168H243V169H244ZM261 168H262V166H261ZM45 169H46V168H45ZM176 169H178V170L181 169L180 171L184 170V168L182 169V168H178V167H177ZM206 169H205V170H206ZM227 169H228V168H227ZM227 169H226V171H228ZM253 169H254V170H253ZM259 169H260V168H259ZM34 170H35V169H34ZM178 170H177V171H178ZM207 170H206V171H207ZM257 170H258V169H257ZM13 171H14V170H13ZM55 171H56V173H55V172H51L50 170H45V171H39V170H37L36 173H34L33 175L31 174V175H32L31 177H23V178L19 179V182L21 181L22 183H21V184H17V185H16L15 183H13V182H9V181H8L7 183L5 182V183L3 184V187H2V188L0 187V188H1V189H0V219L2 218L1 216H2V214H3V211H4V208H5V207H9L10 205H14V204H17V203H22V204H23V203H28L29 201H31V198L24 199L26 196H29V195H31V194L47 193V192H51V191H64L65 193H67V194L73 196L74 198H76V199H78V200H80V201H82V202H85V203H87V204H89V205H92V203L90 202V200H91V201H94L95 204L97 205V207H98L99 209H101L103 212L107 213L108 215L112 216L113 220H114L115 223L117 224L118 232H119V234H120L121 237H122L123 248H124V254H123V261H124V263H123V264H146L145 261H144V259H143V252H142V248H141L140 243H139V237H138V235H137L136 226L134 225L133 220H132L131 217L129 216V213L127 212V205H126V203L121 199L119 193H117V195H116V194H113V193H106V191L104 192L102 189H99V190H95V189H94V190H91V189H89L88 187H85L84 180L80 178V175L77 174V176H76V175L74 176V174H73V175L71 174L70 170H69L68 172H66V173H64L65 171L63 172V171H61V170L59 171V170H57V169H55ZM57 171H58L59 173H57ZM173 171H175V168H174ZM177 171L173 172V174H174V173L177 174V173H176ZM180 171H178V172H179V174L182 175V173H180ZM247 171H248V170H247ZM259 171H260V170H259ZM198 172H199V171H198ZM262 172H263V171H262ZM32 173H33V172H32ZM68 173H69V174H68ZM221 173H222V174H221ZM234 173H235V171H234ZM255 173L258 174V171L255 172ZM70 174H71V175H70ZM196 174H197V173H196ZM204 174H205V173H204ZM228 174H229V173H228ZM260 174H261V172H260ZM161 175H162V174H161ZM161 175H158V176H161ZM177 175H178V174H177ZM177 175H176V176H177ZM224 175H226V174H224ZM29 176H30V175H29ZM78 176H79V177H78ZM176 176H175V177H176ZM219 176H216V177H219ZM233 176H235V175H233ZM236 176H237V175H236ZM156 177H157V176H156ZM179 177H180V176H179ZM179 177H176V178L179 179ZM182 177H183V176H182ZM224 177H225V176H224ZM224 177H222V178H224ZM229 177H230V176H229ZM251 177H253V176H251ZM29 178H32V180H30ZM149 178H151L150 180H153L152 177H149ZM163 178H164V177H163ZM240 178H241V177H240ZM255 178H256V177H255ZM166 179H167V178H166ZM180 179H181V177H180ZM195 179H196V178H195ZM210 179H211V180H210ZM219 179H220V180H219ZM225 179H226V178H224V180H225ZM250 179H251V178H250ZM154 180H155V177H154ZM186 180H189V181H186ZM224 180H223V182L226 184V182H225ZM247 180H248V179H247ZM157 181H158V180H157ZM162 181H163V180H162ZM194 181H195V182H194ZM217 181L219 182V184H218ZM217 181L215 182V184H217V185L212 184L211 186H212V187H213V186H215V187L217 186L216 188H220V187H218V185H219V186H222V185H223V183L220 182V181H221V177H219ZM226 181H227V179H226ZM159 182H160V181H159ZM172 182H173V181H172ZM258 182H259V179H258ZM150 183H151V182H150ZM166 183H167V182H166ZM170 183H171V182H170ZM187 183H186V184H187ZM191 183H192V184H191ZM236 183H237V182H236ZM249 183H253V182H249ZM262 183H264V182H262ZM148 184H149V183H148ZM156 184H158V183H156ZM156 184H155V186H158L159 188H161V187L164 188V186H160V185H156ZM180 184H184V183H182V180H181ZM186 184H185L184 187L187 186ZM225 184H224V185H225ZM260 184H261V182H260ZM149 185H150V184H149ZM176 185H177V184H176ZM237 185H238V184H237ZM240 185H241V184H240ZM251 185H252V184H251ZM257 185H258V183H257ZM257 185H256V186H257ZM189 186H188V187H189ZM238 186H239V185H238ZM254 186H255V185H254ZM261 186H262V188H263V185H261ZM143 187H144V186H143ZM191 187H193V186H191ZM191 187H190V188H191ZM195 187H198V188H195ZM202 187H201V188H202ZM212 187H211V189H215L214 187H213V188H212ZM223 187H224V188L221 187V189H225V188H226V186H223ZM252 187H253V186H252ZM252 187H251V189H252V193L254 192L253 189L256 190V189H258V188H259V189L261 188V187H258V186H257V188H255V187L252 188ZM140 188H141V187H140ZM140 188H139V189H140ZM151 188H152V187H151ZM153 188H154V187H153ZM153 188H152V192L155 193L154 191H155L156 189L154 190ZM155 188H156V187H155ZM171 188H172V187H171ZM239 188H240V187H239ZM262 188H261L260 191H263ZM143 189H144V188H143ZM147 189H148V188H147ZM166 189H167V188H166ZM197 189H198V190H197ZM140 190H141V189H140ZM145 190H146V188H145ZM150 190H151V189H150ZM153 190H154V191H153ZM160 190H161V189H160ZM162 190H165V188L162 189ZM184 190H185V193L187 194V189H184ZM215 190H217V189H215ZM215 190H213V191H215ZM236 190H238V188H236ZM147 191L150 192L149 190H147ZM147 191H146V192H147ZM157 191H158V190H157ZM168 191H169V190H168ZM220 191H221V190H219V191L217 190V193L215 192V193H216V196H218L217 194H218V192H220ZM224 191H225V190H224ZM242 191H243V190H242ZM244 191H245V190H244ZM205 192H206V191H205ZM205 192H204V193H205ZM153 193L151 194V196H150L149 194H148V195H149L150 197H152V196L155 195V194H158V195H159V192H156L155 194H153ZM160 193H161V192H160ZM174 193H175V192H174ZM183 193H184V192H183ZM208 193L212 194V196H215V195H213V192H208ZM215 193H214V194H215ZM222 193H223V192L221 191L219 194L221 195ZM243 193H244V192H242V194H243ZM257 193H258V192H257ZM178 194H179V193H178ZM224 194H225V193H224ZM255 194H256V193H255ZM258 194H260V193H258ZM261 194H262V192H261ZM144 195H145V193H144ZM176 195H177V194H176ZM176 195H175V197H176ZM206 195H207V193H206ZM208 195H209V194H208ZM208 195H207V196H208ZM220 195H219V196H220ZM237 195H239V194H237ZM244 195H246V194H244ZM256 195H257V194H256ZM162 196H163V192H162V194H161V197H162ZM212 196H210V198H211ZM262 196H263V195H262ZM155 197L158 198V203H157V204H159V203L162 201V198H161V201L159 202V197L155 195V196H153V199H154ZM178 197H179V196H178ZM221 197H224V196H221ZM225 197H226V196H225ZM225 197H224V198H225ZM229 197H230V196H229ZM244 197L246 198V196H244ZM257 197H258V196H257ZM156 198H155V201H156ZM213 198L215 199V197H213ZM216 198H217V197H216ZM224 198H223V199L221 198V199L224 200ZM242 198H243V197H242ZM208 199H209V198H208ZM208 199H207V200H208ZM211 199H212V198H211ZM225 199H228V198H225ZM230 199H231V198H230ZM256 199H257V198H256ZM146 200H147V199H146ZM148 200H149V199H148ZM207 200H206V201H207ZM209 200H210V199H209ZM209 200H208V201H209ZM215 200H216V199H215ZM222 200H221V201H222ZM228 200H229V199H228ZM140 201H141V200H140ZM155 201H154V204H155ZM173 201H174V199H173ZM175 201H176V200H175ZM221 201H220V202H221ZM142 202H144V201H142ZM142 202H141V203H142ZM148 202H149V201H148ZM162 202H163V201H162ZM178 202H179V201H178ZM183 202H184V201H183ZM222 202H223V201H222ZM228 202H229V201H228ZM260 202H261V201H260ZM150 203H151V201H150ZM69 204H70V203H69ZM69 204H68V205H69ZM165 204H166V203H165ZM167 204H168V203H167ZM167 204H166V205H167ZM186 204H185V205H186ZM191 204H192V205H191ZM216 204H217V206H218V203H217V202H216ZM223 204H224V202H223ZM223 204H222V205H223ZM4 205H5V207H4ZM65 205H66V204H65ZM146 205H148V203H147V204H144V206H146ZM149 205H150V204H149ZM152 205H153V204H152ZM219 205H220V203H219ZM222 205H221V206H222ZM70 206H72V205H69V207L67 206L68 208H66V209H68V210L65 209V211H66V215H69V214H71V212H72L71 215L73 216V215L75 214V218L78 219V222H80L81 219H82V217H79V216H78V214H79V215L82 214L81 211H80V209L76 208L75 206H73V207H70ZM140 206H141V205H140ZM154 206H155V205H154ZM160 206H161V204H160ZM163 206H164V205H163ZM224 206H225V205H223V207H224ZM262 206H263V205H262ZM149 207H150V206H149ZM164 207H165V206H164ZM171 207H172V206H171ZM182 207H183V206H182ZM187 207H189V206H187ZM187 207H186V208H187ZM195 207H196V206H195ZM208 207H209V206H208ZM208 207H206V208H208ZM218 207H219V206H218ZM251 207H252V206H251ZM63 208H64V207H63ZM71 208H72L73 210H72ZM145 208H146V207H145ZM151 208H155V209H156V208H160V207H157V205H156L155 207L151 206ZM161 208H162V207H161ZM167 208H169L170 211H172L171 208H170V206L167 207ZM198 208H199V206H198ZM200 208H201V207H200ZM200 208H199V209H200ZM204 208H205V207H204ZM225 208H226V207H225ZM261 208H263V207H261ZM51 209H52V208H51ZM61 209H62V208H61ZM143 209H144V208H143ZM149 209H150V208H149ZM169 209H168V210H169ZM48 210H49V209H48ZM138 210H139V209H138ZM141 210H142V207H141ZM150 210H151V209H150ZM156 210H158V209H156ZM162 210H163V209H160V212H161ZM195 210H196V209H195ZM263 210H264V209H263ZM52 211H53V210H52ZM52 211H50V214H51ZM56 211H57V210H56ZM56 211L54 210L53 212H56ZM62 211H63V213L61 212V216H65L66 219H67V217H68V219H69V216L66 217V215H64V214H65V213H64V209H62ZM144 211H145V210H144ZM152 211H153V209H152ZM196 211H197V210H196ZM46 212H47V210H46ZM48 212H49V211H48ZM53 212H52V214H53ZM67 212H68V213H67ZM73 212H75V213H73ZM139 212H140V211H139ZM142 212H143V211H142ZM142 212H141V213H142ZM162 212H163V213L166 212L164 215H168V216H169V219H171V218L173 219V218L176 217V216H175V217L173 216V217L170 218V215H169V212H168V211H164V210H163ZM167 212H168V213H167ZM174 212H175V211H174ZM179 212L181 213V210H180V209H179ZM260 212H261V211H260ZM262 212H264V211H262ZM176 213H177V212H176ZM193 213H194V212H193ZM254 213H256V212H254ZM47 214H48V213H47ZM55 214H57V213H55ZM143 214H144V213H143ZM146 214H147V213H146ZM262 214H264V213H262ZM38 215H39V214H38ZM43 215H45V213H44ZM43 215L40 216L41 219H45V218H43V217H46V216L48 217V215H46V216H43ZM76 215H77L79 218H77ZM144 215H145V214H144ZM144 215H142V216L144 217ZM154 215H155V214H154ZM162 215H163V214H161V215H159V216H162ZM164 215L162 216V218H164ZM175 215H177V214H175ZM178 215H179V214H178ZM192 215H193V214H192ZM57 216H58V215H57ZM61 216H60V217H61ZM149 216H150V214H149ZM155 216L157 217V215H155ZM155 216H154V218H155ZM159 216H158V218H156V220H157V219H158V220L161 219V218H159ZM168 216H165V217L168 218ZM50 217H52V216H50ZM50 217H49L48 219H50V220L53 221V218H50ZM54 217H56V216H54ZM58 217H59V216H58ZM58 217H56V219H54V222H55V220H56V221L58 220V222H59L60 220L65 219L64 217H61L62 219H61L60 217H59V218H58ZM70 217H71V216H70ZM140 217H141V216H140ZM147 217H148V216H147ZM190 217H192V216H190ZM71 218H72V217H71ZM80 218H81V219H80ZM41 219L38 217L37 222H38V224L41 226L40 228H41V229H45V230H48L49 228L55 229L54 227L57 228V226H58V228L60 227V229H61V228L63 229V227H64V226L66 225V223L68 222V219H67L66 223H65V224L62 223L61 226L58 225V224H57V225L54 224V227H49V228H48V227L46 226V227H47V228H46V227L42 226V223L45 222L44 225H46V222H47V221H44V222H43V221H41ZM46 219H47V218H46ZM46 219H45V220H46ZM76 219H75V220H76ZM79 219H80V221H79ZM145 219H146V218H145ZM147 219H149V218H147ZM169 219H168V220H169ZM193 219H194V218H193ZM82 220H84V219H82ZM143 220H144V219H143ZM154 220H155V219H153V218L150 219V221H153L152 223L155 224ZM158 220H157V221H158ZM177 220H178V219H177ZM52 221H51V222H52ZM71 221L76 222V221H74V217H73V220H70L69 222H71ZM87 221H88V220H87ZM87 221H86V223H87ZM160 221H162V220H160ZM160 221H159V223H160ZM164 221L169 222V221H167V220H164ZM192 221H193V220H192ZM2 222H4V221H2ZM5 222H6V221H5ZM41 222H42V223H41ZM49 222H50V221H48V224H49ZM51 222H50V223H51ZM73 222H72V224L69 223L70 225H72L71 227L69 226L70 229L73 228V227L75 226V227L73 228V232H69V233H68L69 235L66 234L67 236H70V237H72V235L74 236V234H78V233H80V232H82V231H85L84 228L86 227V226L83 227V225H82L83 222H82V223L80 222V224H81L80 226H78L79 224L76 225V223H74L75 225H73ZM145 222H146V220H145ZM176 222H177V221H176ZM52 223H53V222H52ZM52 223H51V225H52ZM146 223H147V225H148L150 222H148V220H147ZM156 223H157V222H156ZM161 223H163V221H162ZM169 223H171V221H170ZM3 224H4V223H3ZM48 224H47V225H48ZM154 224H150V225H151V226H152V225L154 226ZM166 224H168V223H166ZM173 224H174V223H173ZM173 224H172V226H173ZM4 225H5V224H4ZM4 225H3L2 227H4ZM55 225H56V226H55ZM156 225H158V223H157ZM160 225H161V224H160ZM0 226H1V225H0ZM48 226H49V225H48ZM142 226H143V225H142ZM151 226H150V227H151ZM163 226H164V224H163ZM170 226H171V224H170ZM65 227H68V226L66 225ZM69 227H68L67 229H69ZM88 227H89V226H88ZM143 227H144V226H143ZM157 227H158V226H157ZM167 227H168V225H167ZM167 227H166V228H167ZM258 227H259V226H258ZM258 227L255 228V229H258ZM263 227H264V226H262V229H263ZM4 228H5V227H4ZM144 228H145V227H144ZM151 228H152V227H151ZM154 228H156V226H155ZM168 228H169V227H168ZM168 228H167V229H168ZM60 229H59V230H60ZM65 229H66V228H65ZM82 229H84V230H82ZM90 229H91V227H90ZM149 229H150V228H149ZM156 229L159 230L160 228H156ZM162 229L164 230V228H162ZM167 229L164 230L165 233H166ZM170 229H171V228H169L168 233H170ZM176 229H178V228L176 227ZM255 229H254V231H255ZM55 230H58V229H55ZM55 230H52V232H49V231H48V232L46 231V232H47V233H50V234H51V233L53 234V231H55ZM71 230H72V229H71ZM71 230H70V231H71ZM153 230H154V229H153ZM163 230H162V232H163ZM171 230H172V229H171ZM184 230H185V229H184ZM263 230H264V229H263ZM50 231H51V230H50ZM68 231H69V230H68ZM74 231H75L76 233H75ZM88 231H90V230H88ZM156 231H157V230H156ZM173 231H175V229H173ZM186 231H187V230H186ZM60 232H61V231H60ZM149 232H151V231H149ZM157 232H158V231H157ZM187 232H188V231H187ZM194 232L197 233V231H194ZM211 232H212V231H211ZM255 232H256V231H255ZM259 232H260V231H258V233L256 232V235L254 234V238L252 237V236H253V233L249 232L250 235L252 234V236H251L252 241H253V242L255 241L254 244H252V245L249 244V245H251V246H250L251 248H249V247H248V244H246V242H245V241L247 240L246 238H245L246 240L244 241L245 244H243V243H244V242H243V243H242L243 245L241 244L242 246L240 245V243H238L239 240H237L236 243H238V244H239L238 246H240V247H239L240 249L238 248V251H239L238 259H239V262L237 261L239 264H264V258H263V257H264V254H263L262 259H260V256H259V250H260V249L262 248V246L264 245V243L262 242V241H264V240H263V239H264V231H263L262 233H259ZM61 233H62V232H61ZM61 233H60V234H61ZM84 233H85V232H84ZM93 233H94V232H93ZM160 233H161V231H160ZM160 233H159V234H160ZM165 233H164V234H165ZM172 233H174V232H172ZM176 233H177V232H176ZM176 233H175V234H176ZM178 233H179V232H178ZM203 233H205V230H204ZM58 234H59V233H58ZM60 234H59V236H60ZM90 234H91V233H90ZM150 234H151V233H148V236H147V237H149ZM164 234L162 233V236H163ZM184 234H185V231H184ZM188 234L190 235L189 232H188ZM249 234H246V235H249ZM44 235H45V234H44ZM155 235H157V234H155ZM166 235L169 236L168 234H166ZM171 235H173V234H171ZM171 235H170V236H171ZM185 235H186V234H185ZM189 235H186V236H185V239H186V237H189ZM203 235H205V234H203ZM212 235H213V234H212ZM246 235H245V236H246ZM47 236H49V234H47ZM62 236H63V235H62ZM67 236H66V237H67ZM75 236H76V235H75ZM162 236H161V234H160L159 237H162ZM164 236H165V235H164ZM164 236H163V239L167 238V236H166L165 238H164ZM170 236H169L168 238H170ZM177 236H178V235H177ZM50 237H52V236L50 235L49 238H50ZM70 237H69V238H70ZM150 237H151V236H150ZM153 237H154V236H153ZM156 237H157V236H156ZM159 237H158L157 239H159ZM172 237H174V236H172ZM181 237H182V236H181ZM205 237H206V235H205L204 237H202V238H204V240H203V241L201 240V241L204 243V244H201L202 246L204 245V248L206 247V246H205V242H206V241H205V240H206ZM246 237H249V236H246ZM49 238L47 237V239H49ZM154 238H155V237H154ZM175 238H176V237H175ZM238 238H239V237H238ZM251 238H250V240H251ZM59 239H60V238H59ZM149 239H150V238H149ZM160 239H161V238H160ZM163 239H162V240H163ZM177 239H178V238H177ZM187 239H189V238H187ZM242 239H243V236H242ZM242 239H241V242L243 241ZM49 240H51V238H50ZM153 240H154V239H153ZM166 240H167V239H166ZM166 240H164V241L166 242ZM175 240H176V239H175ZM182 240H183V239H182ZM220 240H221V239H220ZM51 241H52V240H51ZM54 241H55V240H54ZM54 241H53V242H54ZM97 241H98V240H97ZM151 241H152V239H151ZM164 241H163V242H164ZM168 241L170 242V240H167V242H168ZM179 241H180V240H179ZM191 241H192V239H191ZM198 241H199L198 243H202V242H200V239H199ZM234 241H235V240H234ZM247 241H249V240H247ZM53 242H51V243H52V247H54L56 250L58 249V250H57V251H58V254L56 255L55 253H53V254H51V256L53 257V259H56L55 261H58L59 263L62 262L63 264H66V262H67L68 260H70V258H74V257H75V255H76L75 253H76L77 251H80V250H75V249H77V248H76V247L74 248V247L71 245L73 248L70 246V247H71L70 250H71V251L73 250V251H72L73 254H72V252H71V254L68 255V254H65V251H67V249H65L66 247L63 248V244H62V243H60V242H59V243H55V242L53 243ZM158 242H159V241H158ZM160 242H162V241H160ZM160 242H159V243H160ZM165 242H164V243H165ZM182 242H184V241H182ZM222 242H223V241H222ZM11 243H12V242H11ZM66 243H67V242H66ZM99 243H100V242H99ZM151 243H152V242H151ZM159 243H158V244H159ZM172 243L174 244L175 242L172 241ZM185 243H186V242H185ZM207 243H208V241L206 242V245H207ZM234 243H235V242H234ZM236 243H235V244H236ZM71 244H72V243H71ZM152 244H153V243H152ZM160 244H161V243H160ZM160 244H159V245H160ZM175 244H176V243H175ZM179 244H180V243H179ZM183 244H184V243H183ZM189 244H191V243H189ZM9 245H10V244H9ZM15 245H16V244H15ZM69 245H70V244H69ZM77 245H78V244H77ZM77 245H76V246H77ZM165 245H166V244H164V246H165ZM168 245H169V244H167V246H168ZM170 245H171V244H170ZM201 245H200V246H201ZM209 245H210V244H209ZM236 245H237V244H236ZM13 246H14V245H12V247H13ZM16 246H17V245H16ZM162 246H163V245H162ZM164 246H163V248H164ZM183 246H185V245H183ZM202 246H201V249H202ZM48 247H49V245H48ZM68 247H69V246H68ZM68 247H67V248H68ZM158 247H159V246H158ZM165 247H166V246H165ZM168 247H169V246H168ZM171 247H172V246H171ZM176 247H177V246H176ZM176 247H175V248H176ZM195 247H197V246H195ZM208 247H209V246H208ZM218 247H219V246H218ZM220 247H221V246H220ZM14 248H16V250H15ZM14 248H12V255H13V256H11V255H10V252H9V249L7 250L6 247H4V246H2V245L0 244V263L6 264L5 261H6L7 259H8L7 261H9V255H10V257H11L10 259H14V256L16 255L17 250H18L17 247L14 246ZM59 248H60V249H59ZM159 248H160V247H159ZM159 248H157V249H159ZM161 248H162V247H161ZM161 248H160V249H161ZM177 248H178V247H177ZM179 248H180V246H179ZM198 248H200L199 245H198ZM209 248H210V247H209ZM224 248L226 249V247H224ZM55 249H54V250H55ZM79 249H81V248H79ZM147 249H149V248H147ZM160 249H159V250H160ZM165 249H166V253H169V251H171V250H169V251L167 252V249H170V247H169V248H165ZM172 249H173V248H172ZM184 249H185V248H184ZM184 249H183V250H184ZM187 249H188V248H187ZM192 249H193V248H192ZM201 249H200V250H201ZM211 249H212V248H211ZM221 249H222V248H220V250H221ZM225 249H223V250H225ZM227 249H228V248H227ZM227 249H226V250H227ZM13 250H14V251H13ZM68 250H69V249H68ZM149 250H150V249H149ZM152 250L154 251V249H152ZM161 250H162V249H161ZM161 250H160V251H161ZM176 250H177V249H176ZM178 250H179V249H178ZM190 250H191V249H190ZM198 250H199V249H198ZM208 250H210V249H208ZM208 250H207V251H208ZM223 250H222V251H223ZM228 250H229V249H228ZM263 250H264V249H263ZM57 251H56V252H57ZM81 251L83 252V250H81ZM185 251H186V250H185ZM202 251H203V249H202ZM202 251H200V253H201ZM238 251H237V252H238ZM52 252H54V251H52ZM52 252H50V253H52ZM67 252H70V251H67ZM147 252H148V251H147ZM147 252L145 251V253H147ZM151 252H152V251H151ZM156 252H157V251H156ZM158 252H159V251H158ZM163 252H164V251H163ZM172 252H174V251H172ZM175 252H176V251H175ZM181 252H182V251H181ZM183 252H184V251H183ZM183 252H182V253H183ZM187 252H188V251H187ZM197 252H199V251H196V253H197ZM203 252H204V251H203ZM211 252H213V251H211ZM223 252H224V251H223ZM226 252H227V251H226ZM226 252H225V254H226ZM237 252H236V255H237ZM78 253H79V252H78ZM152 253H153V252H152ZM152 253H151V254H152ZM170 253H171V252H170ZM179 253H180V252H179ZM189 253H190V251H189ZM189 253H188V256H189ZM192 253H193V252H192ZM200 253H199V255H200ZM205 253H206V252H205ZM227 253L230 254V252H227ZM260 253H262V252H260ZM17 254H18V253H17ZM147 254H148V253H147ZM149 254H150V253H149ZM149 254H148V256H149ZM176 254H177V252H176ZM184 254H185V253H184ZM184 254H183V255H184ZM197 254H198V253H197ZM209 254H210V253H209ZM223 254H224V253H223ZM80 255H82V254H79V256H78V254H77L76 257H79V258H80ZM154 255H155V254H154ZM154 255H153L152 258L155 257ZM162 255H163V254H162ZM170 255H171V254H170ZM172 255H173V253H172ZM179 255H181V254H179ZM186 255H187V254H186ZM194 255H195V253H194ZM201 255H202V254H201ZM204 255H205V254L203 253V255L201 256V258H202ZM207 255H208V254H206V256H207ZM226 255H227V254H226ZM18 256H19V255H18ZM49 256H50V255H49ZM58 256H59V257H58ZM148 256L146 255V257H148ZM167 256H169V255H167ZM192 256H193V255H191V258H192ZM206 256H205V259H204L205 261H207V259L209 258V257L206 258ZM210 256H211V255H210ZM229 256H230V255H229ZM258 256H259V257H258ZM12 257H13V258H12ZM16 257H17V255H16ZM76 257H75V258H76ZM157 257H159V256L157 255ZM157 257H155V258L158 260ZM169 257H170V256H169ZM171 257H172V256H171ZM184 257H185V256H183V260H184ZM197 257L199 258V256H197ZM211 257H212V256H211ZM225 257H227V256H225ZM230 257H231V256H230ZM230 257H229V258H230ZM235 257H236V256H235ZM57 258H58V259H57ZM81 258H82V256H81ZM152 258H151V261L154 262L156 259L153 260ZM159 258L164 259V257H163V258H162V257H159ZM176 258H177V257H176ZM188 258H190V257H188ZM188 258H187V259H188ZM203 258H204V257H203ZM212 258H213V257H212ZM220 258H221V257H220ZM53 259H52V260H53ZM84 259H85V258H84ZM161 259H160V261H161ZM181 259H182V258H181ZM221 259H222V258H221ZM224 259H225V258H224ZM236 259H237V258H236ZM238 259H237V260H238ZM240 259H241V260H240ZM77 260H78V258H77ZM82 260H83V258H82ZM147 260L150 261V258L147 259ZM174 260H175V259H174ZM178 260H179V259H178ZM178 260L176 259V261H178ZM197 260H199V261L201 260V262H202V259H197ZM213 260H214V259H213ZM225 260H226V259H225ZM228 260H229V259H228ZM231 260H232V258H230V261H231ZM53 261H54V260H53ZM79 261H81V259L78 260V262H79ZM83 261H84V260H83ZM83 261H81L79 264H81V263H85V262H83ZM85 261H86V260H85ZM94 261H95V260H94ZM149 261H148V262H149ZM151 261H150V262H151ZM158 261H159V260H158ZM158 261H157V262H158ZM163 261H165V260H163ZM179 261H180V260H179ZM181 261H182V260H181ZM184 261H185V260H184ZM214 261H215V260H214ZM230 261H229V262H230ZM240 261H241V263H240ZM10 262H11V264H12L14 261L12 260V261H10ZM10 262H9V264H10ZM165 262H166V261H165ZM167 262H169V261H167ZM187 262H188V261H187ZM197 262H198V261H197ZM207 262H208V261H207ZM207 262H206V263H207ZM210 262H211V261H210ZM212 262H213V261H212ZM212 262H211V263H212ZM223 262H224V260H223ZM225 262H226V261H225ZM225 262H224V263H225ZM15 263H16V262H15ZM19 263H20V262H19ZM21 263H22V259H21ZM30 263H31V262H30ZM55 263H56V262H55ZM91 263H93V262H91ZM155 263H156V262H155ZM162 263H163V262H162ZM181 263H182V262H181ZM193 263H194V262H193ZM211 263H210V264H211ZM238 263H237V264H238ZM13 264H14V263H13ZM57 264H58V263H57ZM73 264H74V263H73ZM95 264H96V263H95ZM159 264H160V263H159ZM164 264H166V263H164ZM167 264H168V263H167ZM184 264H185V263H184ZM195 264H196V261H195ZM208 264H209V262H208ZM226 264H227V263H226Z\"/></svg>", "mask_w": 264, "mask_h": 264}]
</instances>
